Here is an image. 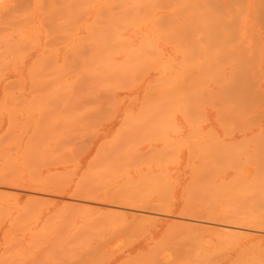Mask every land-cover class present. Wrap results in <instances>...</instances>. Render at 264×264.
I'll list each match as a JSON object with an SVG mask.
<instances>
[{
    "label": "rangeland",
    "instance_id": "374dc122",
    "mask_svg": "<svg viewBox=\"0 0 264 264\" xmlns=\"http://www.w3.org/2000/svg\"><path fill=\"white\" fill-rule=\"evenodd\" d=\"M5 0H3V2H4ZM10 1H14V0H10ZM8 2V1H5V3H4V7H3V2H2V0H0V9H1V7L2 8H5L6 10L4 11V10H0V14L1 13H3V12H6L7 11V5L6 4H8L9 6L8 7H12V5H13V7L14 6H18V7H14V8H11V9H8V10H13V9H15V11H20V9H19V5H20V7L22 6V4L23 3H21L22 1L21 0H15V3L16 4H18V5H16L14 2ZM2 2V3H1ZM7 2V3H6ZM15 4V5H14ZM6 5V6H5ZM94 8V7H93ZM92 7H88L87 8V15H86V13L85 14H83L84 16H81L77 21H81L82 22V18H83V20H85L86 22L85 23H87V21L89 22V24L87 25V24H80V23H78V22H76V24H75V26H73V28H72V26H71V23L72 22H70V19L68 18V17H65V19H63L64 21H65V23H63V20L61 21V28H59V27H57V28H59V30H57L56 29V26H54V27H52L51 28V30L52 31H49L50 29V27H49V25L47 24V22H46V20H45V22H44V25L42 26V28L40 29V31H39V29L38 30H35V31H30V32H28L27 33V36H26V39H28V41L26 40V43L24 44L25 45V47L23 46V51H22V53H20V54H13V53H11L10 55H9V63L7 64L8 66H6L7 67V69H1L0 70V102H5V104L1 107L0 106V111L2 110V112H0V117H2V118H0V122H1V124H0V137L1 136H3L4 138L2 139L3 141V144H4V142H5V144L8 142V139H9V142H11V144L12 143H14L15 144V146L13 147V145L11 146V144L9 145L8 143H7V145H9V146H7V145H5L4 144V146H5V149H8L7 151H9V152H11V153H9V156L11 157V159L13 158V159H15V161L14 162H18L17 164H16V167L17 168H19V172H20V169H21V174H22V176L24 177V182H25V184H26V186H25V184H24V187L25 188H18V189H20V190H18V189H15V188H13L12 190H10V189H6V188H3V187H1L0 188V200H4L3 202H1L0 201V205H2L1 206V208H0V212L2 213V215L0 216V222H1V225H0V264H89V260L91 261L90 262V264H132V262H133V260H134V262H133V264H138V263H136V261L137 260H139L140 262H142V264H145V262L147 263V262H149L151 259H150V257H149V259H148V261L146 260H144L145 262H143V260L142 259H144V256H146V258L145 259H147V255H150V254H148V251H149V253L151 252V251H153V254H155L156 252H155V250L157 251L159 248L158 247H163V245H161V243L163 244L164 243V245H165V247L167 248V254H166V251H164V250H166V248L164 247V248H160L158 251H157V255H158V253H159V255L157 256V255H153V254H151L152 255V260L151 261H153L152 263H149V264H155V262H154V259L155 260H158V262H160V263H158L157 261H156V264H168V263H170V264H182L183 263V260L185 261L186 259H188L189 260V262H188V260H187V262H186V264H188V263H193L194 261L193 260H196L195 258H196V256H197V262H194V264H264V230L261 232H259L258 230L257 231H248L249 233H251L252 232V234L248 237V239H247V237H244V238H239V241H237V240H235L236 238L238 239V236L236 237V235L240 232V231H244V233H246V231L245 230H241V229H237V230H234V231H232L231 229L232 228H226V227H224V225L223 224H221V223H213L212 222V220L210 221V220H204L205 218H203V217H201V216H193V215H189V214H185L184 212H183V214H182V212H181V210H182V207L184 206V191H183V189H185L186 188V183L188 182V184H189V181H190V172H191V166H193V164L192 163H194V164H196L197 162H198V160L196 159V157H197V155L196 154H198V147H199V145H197L196 144V142H197V140L198 139H200L199 138V136L200 135H203L202 134V130L203 131H207L208 129L210 130H212V132L214 131V132H219V133H221L222 132V128L221 127H219L218 126V124H217V122H216V115H215V111L213 110V109H210V108H207V110L205 109V111H203V117H202V114H201V117H200V119H198V117L196 118V116H193V117H189L188 115H187V108L185 109L184 107H186V106H184V105H186V97L185 98H183V97H181V96H185V84H184V86H183V84H180L181 82L182 83H184V77H183V75H184V67H183V57L184 56H182L183 55V46L182 45H178L177 47H176V44H175V46H174V44L172 45V46H170V45H168V43L166 44V42H161L160 43V50L158 49V51L159 52H157V53H154V51H156V50H154L153 49V51L151 52V51H145V52H147L146 54H143V56H139L138 58L139 59H130V60H128V59H126V54H125V52L124 51H122V52H120L119 53V50H118V48L119 47H115V49H117L118 50V54H120V55H117V54H112V56L113 55H115V56H113V59H114V62H112L113 61V59H112V61L110 60L111 58H112V56L111 57H108L109 56V54H108V47H107V45H106V43L105 42H103V41H105V39L103 38V37H105V36H103L104 35V32H103V29L101 28V25L99 24V22L97 21L98 19L101 21V19L100 18H98V16L96 17L95 16V14H94V9H92ZM2 11V12H1ZM14 11V10H13ZM86 16V17H85ZM94 16L96 17V19L94 20L93 18H94ZM99 17H101V16H99ZM69 20V23H67V19ZM92 21L94 22V24L92 25V26H89L90 25V22L92 23ZM97 22V23H96ZM63 23V24H62ZM79 24V26H80V28H79V26L77 27V25ZM67 24V25H66ZM63 25V26H62ZM65 25L66 26H69L68 28L67 27H65ZM72 25H74V24H72ZM86 25H87V31H86ZM58 26V25H57ZM95 28H94V27ZM100 26V27H99ZM0 27H1V29L3 28V26L2 25H0ZM74 27H77V31H76V29H74ZM92 29H91V28ZM97 27H99L100 29H98ZM45 28H46V30H45ZM55 28V29H54ZM62 29V30H61ZM75 31H74V30ZM92 31H91V30ZM98 29V30H97ZM3 30V29H2ZM1 30V31H2ZM101 32H100V31ZM46 31V32H45ZM53 31H54V33H53ZM49 32V33H48ZM71 32V33H70ZM93 32H94V34H93ZM99 32H100V35L98 36V34H99ZM31 33V34H30ZM45 33H48V35L47 34H45ZM52 33V34H51ZM67 33V34H66ZM3 34H4V36H3V38L2 39H5V38H7V40L6 41H10V40H12L13 39V37H15V35H14V33H11V32H9V31H5V32H3ZM29 34H30V36L32 37H30L29 36ZM51 34V35H50ZM58 34L59 35H62V36H58ZM64 34H66V35H64ZM73 34V35H72ZM103 34V35H102ZM56 35V36H55ZM69 35V36H68ZM92 35V36H91ZM93 35H94V37H93ZM97 36V38H96V36ZM9 36L12 38V39H9ZM51 36V37H50ZM69 38H68V37ZM71 36V37H70ZM80 36H82V37H80ZM91 36V37H90ZM46 37H48V38H46ZM87 37V38H86ZM89 37V38H88ZM101 37V38H100ZM36 38H37V42H36ZM51 38L53 39V40H51ZM84 38H85V40H84ZM92 38V39H91ZM1 39V40H2ZM46 39L48 40V41H46ZM56 39H58V40H56ZM68 39H69V41H68ZM91 39V40H90ZM50 40V41H49ZM78 40H80V41H78ZM84 40V41H83ZM86 40H87V42H88V44H86L87 42H86ZM89 40V41H88ZM96 40L98 41V42H96ZM4 41V40H3ZM2 41V44L4 43ZM57 41V42H56ZM68 41V42H67ZM92 41H93V44H92ZM100 41V42H99ZM30 42V43H29ZM64 42H66V43H64ZM74 42V43H73ZM90 42V43H89ZM96 42V43H95ZM6 43V42H5ZM37 43V44H36ZM46 43V44H45ZM85 43V44H84ZM102 43V44H101ZM170 43V42H169ZM47 44H49V45H47ZM60 44V45H59ZM62 44V45H61ZM97 44V45H96ZM171 44V43H170ZM27 45V46H26ZM46 47H45V46ZM83 45V46H82ZM85 45V46H84ZM105 45V46H104ZM73 46V47H72ZM103 46V47H102ZM48 47V48H47ZM51 47V48H50ZM70 47V48H69ZM73 49H72V48ZM74 47H75V49H74ZM182 47V48H181ZM91 48V49H90ZM141 48H143L144 49V47H141ZM178 48V49H177ZM46 49V51H47V53H46V51L44 52V50ZM68 49V50H67ZM70 49V50H69ZM89 50V52L87 51V50ZM176 49V50H175ZM182 49V50H181ZM26 50V51H25ZM76 50H77V52H76ZM121 50V49H120ZM132 50V49H131ZM134 50V49H133ZM136 50H137V48H136ZM138 50H139V48H138ZM180 50H181V52H180ZM49 51V52H48ZM75 51V52H74ZM135 51V50H134ZM141 51V50H140ZM142 51H144V50H142ZM161 51V52H160ZM176 51H178V52H176ZM84 53V55H83V53ZM102 52V53H101ZM107 52V53H106ZM137 52V51H136ZM25 53V54H24ZM67 53V54H66ZM70 53V54H69ZM72 53V54H71ZM74 53V54H73ZM76 53V54H75ZM82 53V54H81ZM91 53V54H90ZM93 53V54H92ZM116 53H117V51H116ZM140 52H137V54H139ZM13 54V55H12ZM55 54V55H54ZM66 54V55H65ZM105 54V55H104ZM106 54H108V56L106 55ZM162 54V55H161ZM14 56V57H12V56ZM18 55V56H17ZM42 55H44V58H43V56ZM45 55H48V56H46L45 57ZM53 57H52V56ZM68 55H70V56H68ZM91 55V56H90ZM152 55V57L150 58V56ZM157 55H159L161 58V60L159 61V57H156ZM64 56H66L65 57V59H64ZM71 56H73V57H71ZM89 56V57H88ZM101 58H100V57ZM108 59H106L105 57ZM147 58H146V57ZM47 57H49V58H47ZM53 59H52V58ZM83 57H84V59H83ZM97 57H98V60H97ZM155 57H156V59H155ZM171 57V58H170ZM76 58H79V59H76ZM103 58V59H102ZM105 58V59H104ZM173 58H174V60H173ZM12 59V60H11ZM17 59V60H16ZM20 59V60H19ZM38 59H40L39 60V62L37 61ZM44 59V60H43ZM100 59H102V61L100 60ZM127 61H130V62H128L127 64H126V60ZM157 59H158V61H157ZM43 60V61H42ZM50 60L52 61L51 63H50ZM69 60V61H68ZM76 60V61H75ZM89 60V61H88ZM94 60V61H93ZM135 60H138V61H135ZM146 60V61H145ZM151 62V63H155L156 61L157 62H160V63H155V64H151L149 61ZM151 60H153V61H151ZM156 60V61H155ZM35 61V65H33V63L32 62H34ZM55 61V62H54ZM65 61V62H64ZM66 61H67V63L68 64H70V65H68L67 63H66ZM92 61V62H91ZM98 61V62H97ZM100 61V62H99ZM122 61H124V62H122ZM134 61H135V63H134ZM139 61H140V63H139ZM172 61V62H171ZM183 61V62H182ZM12 62H14L15 64H13ZM81 62V63H80ZM85 62V63H84ZM103 63V65H101L102 63ZM110 64H109V63ZM117 62H119L118 64H117ZM146 62V63H145ZM164 62V63H163ZM167 62L168 63H170L169 64V66L168 65H164V64H167ZM37 63V64H36ZM53 63H56V65H55V67H53L54 66V64ZM66 63V64H65ZM73 63V64H72ZM79 63H80V65H79ZM91 63V64H90ZM95 63H97V64H95ZM98 63H100V64H98ZM113 63V64H112ZM124 63V64H123ZM133 63V64H132ZM23 64V65H22ZM48 64H50L49 66H48ZM61 64V65H60ZM64 64V65H63ZM116 66H115V65ZM131 64H132V66H131ZM137 64V65H136ZM147 64V65H146ZM149 64V65H148ZM159 64L160 65H162V66H159ZM40 67H39V66ZM97 65H100V66H98L97 67ZM106 65V66H105ZM111 65V66H110ZM128 67H127V66ZM141 65V66H140ZM153 65H154V67H153ZM163 65L164 66H167V67H164L163 68ZM170 65H171V67H170ZM37 67V69L35 70V68H32V67ZM60 66V67H59ZM75 66V67H74ZM77 66V67H76ZM80 66V67H79ZM94 66V67H93ZM96 66V67H95ZM109 66V67H108ZM115 67V69H114V67ZM123 66V69H121V67ZM128 68V71H126V68ZM140 66V67H139ZM149 66V67H148ZM9 67V68H8ZM48 67V68H47ZM71 68L72 67V69H69V68ZM82 67H84V68H82ZM90 67V68H89ZM91 67H93V68H91ZM113 67V68H112ZM117 67H118V69H120V70H122V71H119L118 69H117ZM120 67V68H119ZM130 67V68H129ZM152 67V68H151ZM15 68V69H14ZM32 68V69H31ZM59 68V69H58ZM63 70H62V69ZM76 68V69H75ZM78 68H80V69H78ZM103 68V69H102ZM108 68H109V70H108ZM131 68H132V70H131ZM137 68V69H136ZM139 68V69H138ZM152 70H151V69ZM173 68V69H172ZM29 69H30V72H29ZM39 69V70H38ZM41 69V70H40ZM48 69V70H47ZM56 69V70H55ZM58 69V70H57ZM85 69V70H84ZM100 69H102V71L100 70ZM110 69H113V70H110ZM164 69V70H163ZM169 71H168V70ZM17 70V71H16ZM31 70H33V71H31ZM51 70V71H50ZM79 70V71H78ZM96 70H99V71H96ZM131 70V71H130ZM134 70V71H133ZM148 70V71H147ZM167 70V71H166ZM57 71V72H56ZM63 71V72H62ZM87 73H86V72ZM112 71V72H111ZM33 72L35 73V75L33 74ZM55 72H56V75H54L55 74ZM61 72V73H60ZM67 72V73H66ZM76 72V73H75ZM85 74H84V73ZM92 74H90V73ZM128 72V73H127ZM147 72V73H146ZM166 72V73H165ZM43 73V74H42ZM64 73H65V75H64ZM71 73H73V74H71ZM75 73V74H74ZM80 73V74H79ZM81 73H82V75H81ZM99 73V74H98ZM106 73V74H105ZM114 73L115 75H112V74ZM129 73H131V76H130V74ZM134 73V74H133ZM29 74H30V76H29ZM67 74H68V76H67ZM70 74L72 75V76H70ZM79 74V75H78ZM84 74V75H83ZM108 74V75H107ZM110 74V75H109ZM125 74V76H123ZM129 74V75H128ZM176 74V75H175ZM178 74V75H177ZM59 75V76H58ZM86 75V76H85ZM97 75V76H96ZM119 75V76H118ZM127 75V76H126ZM133 75H135V76H133ZM137 75V76H136ZM140 75V76H139ZM168 75H169V77H168ZM179 75H182V76H179ZM49 78V80H48V78ZM49 76H51V77H49ZM68 78H67V77ZM94 76V77H93ZM109 76V77H108ZM113 76V77H112ZM133 76V77H132ZM140 78H139V77ZM142 76V77H141ZM34 77V78H33ZM40 77V78H39ZM44 77H45V79H44ZM80 77V78H79ZM87 77V78H86ZM115 77H117V78H115ZM126 77H128V78H126ZM135 77V78H134ZM165 77V78H164ZM169 79H168V78ZM175 77L177 78V79H175ZM33 78V79H35V81L37 82H35L34 80H32L31 81V79ZM39 78V79H38ZM47 78V79H46ZM67 80H66V79ZM84 78V79H83ZM89 78L91 79V80H89ZM114 78V79H113ZM126 79V80H128L129 78V81H126V80H124V79ZM141 78L143 79L142 81H140L141 80ZM162 78V79H161ZM55 79V80H54ZM80 79H82V80H80ZM95 79V80H94ZM120 79V80H119ZM135 79V80H134ZM158 79H160L159 81H161V83H159V81H158ZM167 79V80H166ZM171 79V80H170ZM173 79V80H172ZM61 80V81H60ZM75 80V81H74ZM113 80H114V82H113ZM131 80H133V82L131 81ZM182 80V81H181ZM263 80H264V78H263ZM12 82V83H10V84H8L7 82ZM46 81H48V82H46ZM53 81V82H52ZM63 81V82H62ZM72 81V82H71ZM76 81H78V82H76ZM86 81V82H85ZM88 81V82H87ZM116 81H117V84H116ZM132 83H131V82ZM135 81V82H134ZM154 81V82H153ZM164 81H165V83H164ZM181 81V82H180ZM14 82V83H13ZM16 82V83H15ZM18 82H19V84H18ZM50 82H52V84L50 83ZM57 82V83H56ZM60 82H61V84H60ZM81 82V83H80ZM98 82V83H97ZM105 82V84H103ZM123 82V83H122ZM149 82L151 83V82H153L152 84H149ZM168 82V83H167ZM50 83V84H49ZM56 83V84H55ZM64 83V84H63ZM72 83V85H70V84ZM75 83H77V84H75ZM85 83V84H84ZM91 83H93V84H91ZM96 83V84H95ZM108 83V84H107ZM128 83H130V84H128ZM155 83H157V84H155ZM179 83V84H178ZM7 84V85H6ZM34 84V86H32V85ZM37 84V85H36ZM40 84V85H39ZM44 84V85H43ZM58 84H60V85H58ZM67 84H69V85H67ZM115 84V85H114ZM123 84V86H121ZM127 84V85H126ZM134 84V85H133ZM154 84V85H153ZM160 84H162V86L160 85ZM165 84H167V85H165ZM13 85V87H11ZM20 85V86H19ZM45 85H46V87H45ZM63 85H65V86H63ZM67 85V86H66ZM84 85V86H83ZM89 85V86H88ZM93 85V86H92ZM108 85V86H107ZM118 89H116V88H113V89H111L112 87H114V86ZM130 87H129V86ZM157 85H160L159 87H157ZM163 85H165V87H163ZM174 85H179V87H175ZM6 86V87H5ZM41 86H43L42 87V89H41ZM58 86H59V88H58ZM71 86H72V89H71ZM83 86V87H82ZM98 86V87H97ZM100 86V87H99ZM104 86V87H103ZM111 86V87H110ZM120 86V87H119ZM157 87V89H156V87ZM182 86V87H181ZM263 86H264V81H263ZM5 87V88H4ZM11 87V88H10ZM21 89H19V88ZM32 87V89L33 90H31L30 88ZM39 87V88H38ZM53 87V88H52ZM60 87H62V88H60ZM64 87V88H63ZM66 87V88H65ZM78 87V88H77ZM90 87V88H89ZM106 87V88H105ZM123 89H122V88ZM125 87L126 88H128V89H126L125 90ZM153 87V89H149V88H152ZM154 87H155V89H154ZM162 87V88H161ZM6 88H8L7 90H8V92H7V90H6ZM10 88V89H9ZM12 88H13V90H12ZM50 88V89H49ZM57 88H58V90H57ZM67 88H69V89H67ZM108 88L110 89V90H108ZM40 89V90H39ZM53 89H55V92H54V90ZM65 89V90H64ZM67 89V90H66ZM95 89V90H94ZM149 89V90H148ZM171 89V90H170ZM3 90H6V95L4 96V91ZM15 90V91H14ZM19 90V91H18ZM30 90L31 91H33V92H30ZM61 90L63 91V93L61 92ZM73 92H72V91ZM94 90V91H93ZM98 91V92H96L95 93V91ZM107 92H106V91ZM112 90V93L110 92ZM147 90H148V93H150V92H152L151 94H150V96H149V94L147 95V97H144V93H146L147 92ZM168 90V91H167ZM177 90V91H176ZM180 90V91H179ZM10 91H11V93H10ZM21 91H22V93H21ZM39 91V92H38ZM41 91H44L43 93L41 92ZM66 91V92H65ZM75 91V92H74ZM93 91V92H92ZM146 91V92H145ZM155 91V92H154ZM156 91H157V93H156ZM164 93H163V92ZM166 91H167V93H166ZM175 91V92H174ZM184 92V94L182 93V92ZM30 92V93H29ZM35 92V93H34ZM86 92V93H85ZM88 92V93H87ZM160 92V93H159ZM170 92H171V94H170ZM182 93V95H181V93ZM12 93H14L13 95L14 96H12ZM43 95H42V94ZM68 93V94H67ZM71 93H73V94H71ZM159 93V94H158ZM163 93V94H162ZM174 93V94H173ZM9 94H10V97H8L9 96ZM23 94V95H22ZM32 94H34V95H32ZM41 94V95H40ZM67 94V95H66ZM83 94V95H82ZM94 94V95H93ZM175 94H176V96H175ZM21 95V96H20ZM57 95V96H56ZM61 95H63V96H61ZM66 95V96H65ZM75 95V96H74ZM79 95V96H78ZM86 95V96H85ZM90 95H92V96H90ZM145 95V96H146ZM156 95H158V97L157 98H155L156 97ZM159 95H160V98H159ZM165 95V96H164ZM179 95H180V97H179ZM70 96H72L71 98H70ZM87 96H89V97H87ZM95 96V97H94ZM97 96V97H96ZM99 96V97H98ZM101 96V97H100ZM111 96H112V98L113 99H116L115 101H116V103H115V101L113 100V99H111ZM162 96V97H161ZM166 96H167V99H169V100H167L166 99ZM173 96H175L174 98H175V100H172V97ZM5 97V98H4ZM16 99H15V98ZM21 97H23V98H21ZM34 97V98H33ZM43 97V99H41ZM45 97V98H44ZM68 97V98H67ZM82 97H86L85 99L83 98L82 100H81V98ZM93 97V98H92ZM110 97V98H109ZM123 97H124V99H123ZM132 97H136L135 98V102H132V100L134 99V98H132ZM149 97V98H148ZM151 97H153V98H151ZM164 97H165V99H164ZM169 97V98H168ZM179 98L178 100H177V98ZM47 98V99H46ZM66 98V99H65ZM75 98H78V99H75ZM80 98V99H79ZM92 98V99H91ZM102 98V99H101ZM132 98V99H131ZM155 98V99H154ZM173 98V99H174ZM182 98V99H181ZM4 99H5V101H4ZM18 99V100H17ZM23 99V100H22ZM46 99V100H45ZM90 99V100H89ZM98 99H99V101H98ZM123 99V100H122ZM149 99V100H148ZM161 99H163V100H161ZM185 99V100H184ZM2 100V101H1ZM7 100V101H6ZM52 100V101H51ZM73 100V101H72ZM87 100V101H86ZM94 100V101H93ZM110 100H112V102L114 103H112ZM131 100V101H130ZM151 100V101H150ZM155 100H157L158 101V103H157V101H155ZM181 100V101H180ZM184 100V101H183ZM62 101H64L63 103H62ZM66 101V102H65ZM75 101H76V103H75ZM80 101V102H79ZM89 101V102H88ZM147 101V102H146ZM151 103H150V102ZM153 101V102H152ZM165 103H164V102ZM168 101V102H167ZM172 101V102H171ZM180 101V102H179ZM7 102H9V105H8V103ZM15 102V103H14ZM21 102V103H20ZM36 102L38 103L37 105H36ZM46 102V103H45ZM68 102V103H67ZM73 102V103H72ZM77 102H78V104H77ZM98 102H99V105L96 107V105L98 104ZM106 102V103H105ZM128 102H130L131 103V105H130V103L128 104ZM157 104H156V103ZM162 102V103H161ZM176 102V103H175ZM178 102H179V104H178ZM184 103L183 105L181 104V103ZM22 106V107H20L19 106V104ZM26 103V104H25ZM67 105H66V104ZM89 103V104H88ZM92 103H93V105L94 104H96L95 105V107L96 108H94V106L92 105ZM100 103H102V104H100ZM108 103V104H107ZM112 103V104H111ZM133 103V104H132ZM142 103H144V105L142 106ZM155 103V104H154ZM174 103H175V105H174ZM2 103H0V105H1ZM23 104H25V105H23ZM35 104V105H34ZM63 104V105H62ZM79 104H83V105H79ZM151 104H152V106H151ZM164 104H165V108L163 107L164 106ZM169 106H167V105ZM172 104H173V106H172ZM181 104V105H180ZM18 105V106H17ZM28 105H29V107H28ZM30 105H32V106H30ZM54 105V106H53ZM88 107H87V106ZM178 105V106H177ZM181 107H180V106ZM13 106V107H12ZM34 106V107H33ZM36 106V107H35ZM71 106V107H70ZM82 106H84V108L82 107ZM92 106V109L90 108ZM113 106V107H112ZM131 106V108H129ZM144 107V109H142V107ZM148 106V107H147ZM150 106V107H149ZM157 106H158V108H157ZM182 106H184V107H182ZM7 107H8V111L11 113L10 115L7 113ZM9 107H11V108H16L14 111H13V109H11V108H9ZM28 109H27V108ZM54 107V108H53ZM59 107H61V108H59ZM68 107V108H67ZM73 107V108H72ZM75 107V108H74ZM87 107V108H86ZM112 108V110H111V108ZM127 107H128V109H129V111L127 110ZM153 107V108H152ZM160 107H161V109H160ZM167 107L170 109V110H168L167 109ZM171 107V108H170ZM182 108V109H180V108ZM5 108V109H4ZM22 108V110H20ZM37 108V109H36ZM44 108V109H43ZM50 108V109H49ZM86 108V109H85ZM91 110H90V109ZM98 108V109H97ZM104 108V109H103ZM154 108H155V110H154ZM157 108V109H156ZM177 108V109H176ZM10 109V110H9ZM19 109V110H18ZM24 109H27V110H24ZM40 109V110H39ZM63 109V110H62ZM67 109V110H66ZM73 109H75V110H73ZM80 110V111H78V110ZM85 109V110H84ZM87 109H89V110H87ZM96 109V110H95ZM145 109H147V110H145ZM150 109V110H149ZM174 109V110H173ZM4 110V111H3ZM18 110V111H17ZM28 110H30V113H29V111ZM46 110V111H45ZM69 110V111H68ZM73 110V111H72ZM85 111V112H82V111ZM92 110L94 111L93 113H92ZM101 110H103V111H101ZM145 110V111H144ZM159 110V111H158ZM168 112H167V111ZM172 110V111H171ZM176 110H178V112L176 111ZM181 110H183V111H181ZM12 111V112H11ZM27 111V112H26ZM57 111V112H56ZM96 111V112H95ZM131 111V112H130ZM147 111V112H146ZM162 111V112H161ZM208 111V112H207ZM18 112V113H17ZM31 112H34L33 114H31ZM56 112V113H55ZM100 112V113H99ZM103 112V113H102ZM127 112H129V114L127 113ZM138 112H139V114H138ZM145 112V113H144ZM148 112H151V114H146V113H148ZM181 112H182V114H181ZM60 113V114H59ZM63 113V114H62ZM68 113H69V115H68ZM77 113H79V115L77 114ZM80 113H81V115H80ZM89 113V114H88ZM97 113V114H96ZM111 115V117H109V114ZM125 113H127V114H125ZM155 113V114H154ZM170 113V114H169ZM14 114V115H13ZM39 114H40V116H39ZM141 114H143L142 116H141ZM146 114V115H145ZM8 115H9V118H8ZM14 117V118H16V119H14L12 116ZM31 115V116H30ZM86 115V116H85ZM90 115V116H89ZM101 115V116H100ZM133 115H138V116H136V117H138V119L135 117V116H133ZM146 117H145V116ZM157 115V116H156ZM160 115V116H159ZM210 115V116H209ZM29 116V117H28ZM49 116V117H48ZM68 116H70V117H68ZM81 116V117H80ZM99 116V117H98ZM150 116V117H149ZM184 116V117H183ZM206 116V117H205ZM10 117H12L13 119H14V121L12 120V118H10ZM27 117V118H26ZM52 117V118H51ZM64 117V118H63ZM78 117V118H77ZM109 117V118H108ZM133 119H132V118ZM143 117V118H142ZM167 117L168 118H170V119H167ZM39 118V119H38ZM56 118H58V119H56ZM101 118V119H100ZM108 118V119H107ZM127 118H129V119H127ZM147 118H152V119H147ZM153 118L155 119V121L153 120ZM161 118V119H160ZM185 118V119H184ZM202 118V119H201ZM204 118H208L207 120L205 119L204 121H202ZM26 119V120H25ZM32 119V120H31ZM50 119H51V122H52V120H54L53 122H55V123H51L50 122ZM66 119V121H64ZM72 119V120H71ZM88 119H89V121H88ZM98 119L100 120L99 122H98ZM124 119H125V121H124ZM140 119H141V122H140ZM193 119V120H192ZM12 122H11V121ZM30 120V121H29ZM69 120V121H68ZM77 120V121H76ZM81 120V121H80ZM87 120V121H86ZM98 122H96V121ZM129 120V121H128ZM133 120V121H132ZM149 120V121H148ZM153 120V121H152ZM162 121V123L164 124V126H163V124L161 123L160 124V122ZM187 120H189L188 122H192L191 123V125L193 124V121H194V123H195V125H193V126H191L189 123H186L187 122ZM196 120H198L197 122L200 124V126H202V130H201V133H198V131H195L197 128H196V125L198 124L197 122H196ZM199 120H201L200 122H199ZM23 121V122H22ZM39 123H38V122ZM84 121V122H83ZM128 121V122H127ZM157 121V122H156ZM159 121V122H158ZM208 121V122H207ZM25 122V123H24ZM61 122H62V124H61ZM71 122H73V123H71ZM75 122V123H74ZM83 122V123H82ZM123 122V123H122ZM125 122V123H124ZM133 122H135V123H133ZM142 123L141 125H142V127L140 126V123ZM144 122H146L145 124H144ZM169 122H171V123H169ZM202 122H204V123H202ZM206 122V123H205ZM11 123H12V125H11ZM18 123V124H17ZM24 123V124H23ZM59 123V124H58ZM69 123H71V124H69ZM92 125H90V124ZM159 123V124H158ZM169 123V124H168ZM202 123V124H201ZM10 124V125H9ZM84 126H83V125ZM124 124H126L125 126H124ZM130 124H131V126H130ZM151 124V125H150ZM157 124H158V126H157ZM199 124L197 125V127H199ZM19 125H23V127H21V126H19ZM51 125H53V127H51ZM59 125H60V127H59ZM85 125H87V127L85 126ZM149 125H150V127H149ZM156 127H155V126ZM161 125V126H160ZM11 126H13V127H11ZM20 127L21 129L20 130H22L21 132V134H23V133H25V134H23V135H21L20 134V130H16V129H19L18 127ZM38 126V127H37ZM50 126V127H49ZM61 126H62V128H61ZM68 126V127H67ZM88 126H90V128L88 127ZM128 126V127H127ZM132 126L134 127V128H132ZM145 126H147V127H145ZM152 126V127H151ZM160 126V127H159ZM164 127V128H161V127ZM10 129H8V128ZM15 127V128H14ZM47 127H49V128H47ZM70 127H72V128H70ZM75 127V128H74ZM83 127H85V128H83ZM125 127V128H124ZM137 127V129H135ZM143 127H144V129H143ZM154 127H155V129H154ZM157 127H159V128H157ZM169 127V128H168ZM23 128V129H22ZM59 128V129H58ZM78 128V129H77ZM82 128L84 129L83 131H82ZM127 128V129H126ZM132 128V129H131ZM138 128H140V130L138 129ZM148 128V129H147ZM157 128V129H156ZM193 128V129H192ZM196 128V129H195ZM200 128V127H199ZM8 129V130H7ZM14 129V130H13ZM42 129H43V131H42ZM49 129V130H48ZM52 129V130H51ZM54 129V130H53ZM59 131H58V130ZM70 129H71V131H70ZM133 130L134 132H132L131 130ZM135 129V130H134ZM147 130V132H146V130ZM150 129V130H149ZM153 131H152V130ZM160 129H161V131H160ZM175 129V130H174ZM201 129V128H200ZM234 129H236V128H234ZM233 129V133H232V136L230 135V133H229V135L228 136H230V137H226V138H229V139H232V140H236V141H238V142H241L242 140V138H243V136L245 137V133H244V131L241 133V132H239V131H235ZM24 130V131H23ZM33 130H34V132H33ZM139 130V132H137V131ZM145 131V133L143 132V131ZM157 130V131H156ZM165 130V131H164ZM170 130V131H169ZM174 130V131H173ZM208 130V131H209ZM240 130V129H239ZM8 131H10L9 133H8ZM37 131V132H36ZM49 131V132H48ZM58 131V132H57ZM124 131V132H123ZM163 131V132H162ZM193 131V132H192ZM241 131V130H240ZM8 134V136L6 135V133ZM46 132V133H45ZM51 132V133H50ZM62 132H63V134H62ZM70 132V133H69ZM72 132H74V136H73V133ZM131 132V133H130ZM169 132V133H168ZM175 134H174V133ZM190 132H191V134H190ZM194 132H197V135H196V139H195V134H194ZM200 132V131H199ZM35 133V134H34ZM42 133H45V134H47L46 136L44 135V134H42ZM55 133V134H54ZM72 133V134H71ZM119 133V134H118ZM155 133V134H154ZM189 133V134H188ZM11 134H13L14 135V137H13V135L11 136ZM58 134H59V136H58ZM66 134H67V136H66ZM90 136H89V135ZM137 136H136V135ZM165 134V135H164ZM213 134L214 133H210V134H207V135H205V137L207 138V137H209L210 138V136H213ZM5 135V136H4ZM39 135V136H38ZM54 135V136H53ZM62 135H63V137H62ZM81 135V137H79ZM86 135V136H85ZM141 135V137H138V136H140ZM143 135V136H142ZM163 135V136H162ZM249 135V134H248ZM37 136H38V138H37ZM78 138H77V137ZM93 136V137H92ZM116 136V137H115ZM122 136H123V138L125 137V139H123L122 138ZM127 136V137H126ZM186 138H185V137ZM190 138H189V137ZM226 136V135H225ZM234 136V137H233ZM11 137V138H10ZM15 137H17V139L15 138ZM19 137V138H18ZM21 137V138H20ZM29 137V138H28ZM33 137V138H32ZM40 137V138H39ZM44 137V138H43ZM184 137V138H183ZM193 138V140H192V138ZM247 137V136H246ZM14 138V139H13ZM46 138V139H45ZM70 138V139H69ZM130 138V139H129ZM135 138H136V140H135ZM166 140H165V139ZM6 139V141H4ZM22 139V140H21ZM92 139V140H91ZM162 139H164V140H162ZM185 139H186V141H185ZM191 139V140H190ZM195 139V140H194ZM26 140H27V143L25 144V142H26ZM55 140V141H54ZM58 140V141H57ZM132 140V141H131ZM174 140H175V142H174ZM187 140H188V142H187ZM203 140H205V141H208V139H205V138H203ZM42 141V142H41ZM50 141V142H49ZM67 141V142H66ZM105 141V142H104ZM119 141V142H118ZM127 141V142H126ZM141 141V142H140ZM153 141V142H152ZM157 141V142H156ZM178 141V142H177ZM179 141H180V144H179ZM186 143L187 142V144H185L184 142ZM193 141H196L195 142V145L196 146H194L193 144H194V142ZM79 142V143H78ZM88 142V143H87ZM106 142H108V143H106ZM116 142H118V143H116ZM134 142V143H133ZM144 142V143H143ZM165 142V143H164ZM174 142V143H173ZM182 142V143H181ZM199 142V141H198ZM204 142V141H203ZM209 142V141H208ZM212 142V141H211ZM210 142V143H211ZM46 143H48V144H46ZM81 143V144H80ZM103 143V144H102ZM104 143H105V145H104ZM115 143V144H114ZM122 143V144H121ZM169 143V144H168ZM201 143V142H200ZM207 143V142H206ZM102 144V145H101ZM108 144V145H107ZM119 144V145H118ZM128 144V145H127ZM130 144H132V145H130ZM166 144V145H165ZM177 144V145H176ZM208 144V143H207ZM25 145H27V146H25ZM36 145V146H35ZM42 145V146H41ZM46 147H45V146ZM80 145V146H79ZM84 145V146H83ZM102 147H101V146ZM137 145V146H136ZM169 145V146H168ZM212 145V144H211ZM17 146H19V147H17ZM25 146V147H24ZM31 146V147H30ZM38 146V147H37ZM49 146V147H48ZM53 146H54V148H53ZM63 146H65V147H67V148H64ZM72 146V147H71ZM127 146V147H126ZM131 146H132V148L134 149V147H135V149L133 150H131ZM140 146V147H139ZM165 146V147H164ZM183 146V147H182ZM192 146H193V149L191 150L190 148H192ZM81 147V149H79ZM99 147V148H98ZM105 147V148H104ZM122 147V148H121ZM130 147V148H129ZM175 147H177V148H175ZM194 147H196L197 149H195L194 150ZM11 148H12V150H11ZM25 148V149H24ZM27 148V149H26ZM32 148H33V150H32ZM39 148V149H38ZM48 150H47V149ZM64 148V149H63ZM72 148V149H71ZM78 148V149H77ZM97 148L99 149V150H97ZM109 148V149H108ZM164 148V149H163ZM173 148V149H172ZM65 149H66V153H65ZM68 149V150H67ZM86 149V150H85ZM107 149V150H106ZM127 149H130L129 150V153H128V150ZM150 149V150H149ZM172 150V151H170V150ZM176 149V150H175ZM188 149L189 150H191L192 151V153H191V151H188ZM11 150V151H10ZM24 150V151H23ZM31 150V151H30ZM38 150V151H37ZM40 150V151H39ZM50 150V151H49ZM64 150V151H63ZM71 150H72V152H71ZM101 150V151H100ZM105 150V151H104ZM116 150V151H115ZM125 150V151H124ZM15 151V152H14ZM17 151V152H16ZM23 151V152H22ZM29 151V152H28ZM97 151V152H96ZM99 151H100V153H99ZM102 151H104L105 153H103ZM106 151L108 152V153H106ZM126 151H127V154H126ZM131 151H133V152H131ZM138 153H137V152ZM153 151V152H152ZM165 151V152H164ZM174 151V152H173ZM40 152V153H39ZM50 152V153H49ZM118 154H117V153ZM120 152V153H119ZM122 152H125V155L123 156V153ZM136 152V153H135ZM149 154H152V155H148V153ZM171 152V153H170ZM176 152V153H175ZM189 152L191 153V155L189 154ZM8 153V152H7ZM36 153H37V155H36ZM47 153V154H46ZM56 153V154H55ZM68 153V156L66 155ZM78 153V154H77ZM95 153H96V155H95ZM122 153V154H121ZM168 153V154H167ZM175 153V154H174ZM25 156V158H24V156ZM54 154L56 155V156H54ZM99 156H98V155ZM100 154H102V155H100ZM116 154L118 155V156H116ZM129 154H131V155H129ZM135 154V155H134ZM139 154V155H138ZM167 154V155H166ZM190 155V158H188L189 157V155ZM38 155H41V156H39V158H38ZM63 155V156H62ZM122 155V156H121ZM169 155V156H168ZM175 157H174V156ZM22 156H23V158H22ZM44 156V157H43ZM58 156V157H57ZM72 157V159H71V157ZM76 156V157H75ZM101 156V157H100ZM120 156V157H119ZM135 156H139L138 158H139V160H137L138 158H136ZM145 156V157H144ZM160 156H162V157H160ZM178 156V157H177ZM64 157V158H63ZM79 157V158H78ZM104 157V158H103ZM105 157H107V158H105ZM113 157V158H112ZM128 157V158H127ZM129 157H131L130 159H129ZM142 157V158H141ZM149 157H150V159H149ZM153 157V158H152ZM171 157H172V160H170L171 159ZM76 158H78V159H76ZM92 158V159H91ZM95 158V159H94ZM134 158H135V160H137V161H135L134 160ZM145 158V159H144ZM164 158V159H163ZM168 158V159H167ZM174 158H175V160H174ZM44 159V160H43ZM75 159V160H74ZM99 159V160H98ZM108 159V160H107ZM113 159V160H112ZM120 159V160H119ZM129 159V160H128ZM142 159V160H141ZM151 159H153V160H151ZM178 159V162H176V160ZM190 159V160H189ZM22 160V161H21ZM26 160V161H25ZM29 162H28V161ZM41 160H42V162H41ZM96 160H97V162H96ZM106 160V161H105ZM117 160V161H116ZM134 160V161H133ZM156 160V161H155ZM168 160V161H167ZM194 160V161H193ZM196 160V161H195ZM69 161V162H68ZM90 161V162H89ZM94 161V162H93ZM140 161V162H139ZM162 161H163V163H162ZM165 161V162H164ZM171 163H170V162ZM190 161V162H189ZM14 162H13V164H14ZM37 162H38V165H37ZM66 162V163H65ZM104 162L106 163V164H104ZM130 162V163H129ZM138 162V163H137ZM153 162H155V163H153ZM161 162V163H160ZM190 164H189V163ZM51 163V164H50ZM95 165H94V164ZM109 163V164H108ZM112 163V164H111ZM115 163V164H114ZM150 163H151V165H150ZM158 163V164H157ZM19 164V165H18ZM31 166H30V165ZM50 164V165H49ZM99 164V165H98ZM102 164H104V165H102ZM115 166H114V165ZM118 164V165H117ZM121 164V165H120ZM136 166H135V165ZM146 164V165H145ZM165 164V165H164ZM166 164H168V165H166ZM28 165V166H27ZM40 165V166H39ZM47 165V166H46ZM49 165V166H48ZM92 165V166H91ZM94 165V166H93ZM100 165H102V166H100ZM116 165L118 166V167H116ZM126 165H127V167H126ZM137 165H139V168H138V166ZM150 165V166H149ZM24 166V167H23ZM34 166V167H33ZM36 166V167H35ZM46 166V167H45ZM109 166V167H108ZM122 166H124V167H126V168H124V167H122ZM129 166H132V167H129ZM133 166H135V167H133ZM159 166V167H158ZM164 166V168H162ZM188 166V167H187ZM31 167V168H30ZM45 167V168H44ZM93 167H95V168H93ZM101 167V168H100ZM112 167V168H111ZM30 169L31 171H29V170H27V169ZM33 168V169H32ZM42 168V169H41ZM94 170H98L97 171V174H96V171L94 170V172L92 171V169ZM101 169V171H100V169ZM114 168V169H113ZM127 168H128V170H127ZM136 168V169H135ZM89 169H91L90 171H91V173H90V171L89 172H87ZM116 169H117V171H116ZM125 169V170H124ZM147 169H150V170H147ZM118 170H120V171H118ZM24 171V172H23ZM39 171V172H38ZM123 171V172H122ZM163 171V172H162ZM167 171V172H166ZM32 172H34V173H36V174H38L39 175V179H37V176L38 175H36V174H34V173H32ZM38 172V173H37ZM67 172H70V173H73V174H70V173H67ZM169 172V173H168ZM30 173V174H29ZM51 173V174H50ZM61 173H62V175H61ZM65 173V174H64ZM82 173H83V175H82ZM85 173H88V175H90V178H89V176L87 175L86 176V174ZM90 173V174H89ZM107 173L109 174V175H107ZM117 173L119 174V175H117ZM122 173H124V176L122 175ZM128 173V174H127ZM148 173L150 174V175H148ZM162 173H166V174H162ZM167 173H168V176H167ZM226 174H224L223 176H229V175H231V173H232V170L230 169L229 171H227V172H225ZM48 174V175H47ZM49 174H50V176H49ZM58 174H60V175H58ZM63 174H64V176H63ZM68 174H70V176L71 175H73V176H71L72 177V180H71V177L68 175ZM113 174H116V175H113ZM120 174L122 175V178H121V176H120ZM140 174H142L141 176H140ZM189 174V175H188ZM45 175H47V177L45 176ZM52 175H54L55 177H53ZM82 175V176H81ZM93 175V176H92ZM103 175V176H102ZM126 175H128V176H126ZM132 175V176H131ZM152 175L154 176L153 178H152ZM169 175H170V177H171V179H170V177H169ZM34 176V177H33ZM84 176V177H83ZM95 176H100V177H98L99 179H97V177L96 178H94ZM121 178H119V177ZM158 176H159V178H161V179H159L158 178ZM164 176H166V177H164ZM31 177H33V178H31ZM44 177V179H42ZM102 177V178H101ZM108 177V178H107ZM133 177V180H134V182H133V180L131 179ZM140 177V178H139ZM151 177V178H150ZM157 177V178H156ZM164 177V178H163ZM57 178H58V181H57ZM65 178H66V180H65ZM81 178V179H80ZM92 178V179H91ZM106 178V179H105ZM119 178V179H118ZM128 178H130V180L128 179ZM163 178V179H162ZM53 181H55V182H52V180ZM80 179V181H78ZM89 179H91V181H88ZM109 179H113V180H115L114 182H112L111 180H109ZM127 179V180H126ZM140 181H139V180ZM142 179V180H141ZM147 179V180H146ZM150 180V182H149V180ZM158 179V180H157ZM36 180H40L39 181V183L40 182H42V184H38V181H36ZM84 180V181H83ZM103 180H104V182H103ZM125 180V181H124ZM130 182H129V181ZM151 180H152V184H151ZM162 180V181H161ZM170 180H172V181H170ZM189 180V181H188ZM45 181H46V183H45ZM61 181H62V183H61ZM64 181V182H63ZM67 181H68V183H67ZM69 181H70V183H69ZM82 181H83V183H82ZM88 181V182H87ZM107 181V182H106ZM142 181H143V183H142ZM145 181H147V182H145ZM154 181V182H153ZM158 181H159V183H158ZM164 181V182H163ZM44 182V183H43ZM60 184H59V183ZM77 182H78V184H77ZM107 184H106V183ZM124 182V183H123ZM126 182H129V183H127L128 185H129V187H130V185H131V187L130 188H128V185L127 184H125ZM149 182V183H148ZM162 182V183H161ZM33 183H36V184H38L39 185V187L40 188H48L47 186H49V188H55V185H56V187L58 188L59 187V189H61L60 191H56V193H53L54 195H52L51 193H48V194H46V193H38V191H35L36 193H34L33 192V187H38V185L36 186V184H33ZM56 183V184H55ZM57 183H58V185H57ZM81 183V184H80ZM110 185H109V184ZM116 184L115 185V187H113L114 186V184ZM123 183V184H122ZM131 183H134V191L133 190H131V189H133V186H132V184ZM147 185H146V184ZM166 183V184H165ZM171 183V184H170ZM43 184H45V185H43ZM92 184H93V186H94V184H95V186L93 187L92 186ZM103 185V186H101V185ZM106 184V185H105ZM113 186H112V185ZM120 186H119V185ZM136 184V185H135ZM140 184V185H139ZM143 184V185H142ZM149 184V185H148ZM163 184V185H162ZM164 184H165V186H164ZM30 185V186H29ZM54 185V186H53ZM64 185H66V186H64ZM69 185V186H68ZM100 185V186H99ZM152 185V186H151ZM157 185V186H156ZM160 185H162V186H160ZM52 186V187H51ZM68 186V187H67ZM90 186H91V188H90ZM108 186V187H107ZM111 186H112V188H114L113 189V191H112V188H111ZM139 186V187H138ZM142 186H145V187H143L142 188ZM166 187V188H164V187ZM27 187V188H26ZM66 187V191H65V189H63V188H65ZM88 188V189H90V190H92L93 192H95V191H97L98 190V192L100 191H103V193H109V192H115L116 191V188L117 187H119V188H117V191L115 192V193H119V192H121V193H125V192H123V191H125V189H126V193L125 194H127V195H129V196H126L125 194L123 195V194H121V195H123V196H125L126 198L124 199H122L121 201L119 200V202H113V204H111L112 203V201H111V198H109V199H105V201H103V203L101 202H99V201H92V204H90L91 202L89 201H86V199L85 200H82L83 198H79V196L80 197H82V193L80 192H78L77 190H76V188ZM96 187L97 188H99V187H101V189H96ZM126 187V188H125ZM162 187L164 188L162 191H167V188H175V192H174V196L175 197H173L174 199H176V200H173V203H172V205H171V203L170 202H172L171 200H170V198H166L167 197V195H169V197H170V189H169V191L167 192V194L166 195H164L165 194V192L163 193L162 191H160V192H158L159 193V197L161 198V197H164V199H166V200H164L163 198H161L160 200L161 201H159V204L161 205V203L163 204V206L164 207H169V208H171V207H173L172 209H170L169 210V212H168V210L166 209H164V207L163 206H160V211H159V208H157V206L159 205H157V206H155L154 204H152V205H154L153 207L155 208H153V209H151V207L150 206H152V205H145L146 203H144V205H141V201L143 200V202H144V200L146 199V197L145 198H143L142 199V197H144V191L146 192V195H148L149 197L148 198H150V195H152V190L154 189L155 191H153V193L155 194H153L154 196H152L153 198H152V200H150V199H146L145 201L147 202L148 200H150V203L151 202H153V200L154 199H156V198H158V193H156L160 188L162 189ZM188 187V186H187ZM33 188V189H32ZM93 188V189H92ZM104 188V189H103ZM110 188V189H109ZM120 188L122 189V191H120ZM136 188V189H135ZM142 188V189H141ZM157 188V189H156ZM159 188V189H158ZM24 189V190H23ZM74 189V190H73ZM107 189V190H106ZM124 189V190H123ZM139 189H140V191H139ZM143 189H145V190H143ZM22 190V191H21ZM105 190V191H104ZM138 191V192H136V191ZM148 190H150L149 191V193L147 194V192H148ZM6 191H7V193L8 192H10V193H8V194H11V195H13V197L11 196L10 197V199H8V195H5L6 194ZM72 191H74V193L76 194H73L72 193ZM130 191V193H128ZM182 191H183V194H182ZM2 192V193H1ZM3 192H4V197H3ZM13 192V193H12ZM64 192V193H63ZM67 192V193H66ZM77 192V193H76ZM135 193V195L136 194H138V193H140L142 196L140 197V196H135L134 195V193ZM161 192L163 193V195L164 196H162L161 195ZM170 192V193H169ZM50 194V195H49ZM57 195V196H56ZM133 195H134V199H133ZM139 195V194H138ZM55 196V197H54ZM130 196H132L131 198H130ZM15 197V198H14ZM29 197H32V198H29ZM140 198V199H135V198ZM4 198V199H3ZM12 198H14V199H12ZM73 198V199H72ZM127 198H128V201H129V203H128V201H126L127 200ZM130 198V199H129ZM183 198V199H182ZM6 199V200H5ZM8 199V200H7ZM34 199H36V200H34ZM39 199V200H38ZM41 199V200H40ZM79 199V200H78ZM133 199V200H132ZM159 199V198H158ZM164 201H163V200ZM182 199V200H181ZM26 200H28V202H29V200L31 201L30 203H28ZM32 200L33 201H36V202H33V203H35V205H33V203H32ZM44 200H46V201H44ZM137 200V201H136ZM139 200V201H138ZM170 200V202H169V204H168V206H166L167 204H166V201H169ZM16 201H18L17 203H16ZM39 201H42V204H41V202H39ZM50 201V204L48 203ZM54 201V202H53ZM158 201H156L155 202V200H154V202H155V204H157L158 203ZM163 201V202H162ZM175 201V202H174ZM5 202V203H4ZM8 202H14V203H16V205L13 203H9L10 204V207L9 206H7V205H9L8 204ZM53 202V203H52ZM77 202V203H76ZM93 202H96V204L95 203H93ZM131 202H134V207H133V203H131ZM142 202V203H143ZM149 202V201H148ZM28 203V206L26 205ZM36 203H38V204H36ZM52 203V204H51ZM74 203H75V205H74ZM82 203V204H81ZM97 203H99V204H97ZM126 203H128L129 204V206H127L126 205ZM131 203V204H130ZM140 203V204H139ZM165 203V204H164ZM175 203V204H174ZM17 204L19 205V207H17ZM24 204V205H23ZM29 204H31V205H29ZM39 204H41V205H39ZM45 204H47V206L48 207H44V206H46ZM68 204V205H67ZM69 204H70V206H69ZM72 204V205H71ZM77 204H79V206H81L80 208L82 209V205L84 204H88V205H90L91 207H89V210H88V207H84L83 209H85L84 211H86V213L88 212V211H91L90 213H87V216L89 217V215H90V218H87V219H90V224H92V225H89L88 224V221H87V224L84 222V223H82L83 222V220L87 217L85 214H83V213H80L81 211H80V209L79 210H77ZM115 204V205H114ZM147 204H149V203H147ZM3 205H4V207H3ZM11 205H13V206H11ZM43 206L44 208H42V207H39V206ZM50 205V206H49ZM96 205V206H95ZM104 205V206H103ZM119 205H121V206H119ZM140 205H141V207H140ZM183 205V206H182ZM6 206V207H5ZM21 206H25V207H27L26 208V210H27V212H28V214L27 215H25L27 212H26V210H24L23 209V211H25V212H23L24 213V217L22 218V212H21V210H22V208H21ZM72 206H73V208H72ZM75 206H76V211H75ZM78 206V207H79ZM116 206H118V208L116 207ZM127 206V207H126ZM137 206H139L140 207V210H139V208L137 207ZM59 207H60V209H61V207L64 209V208H69V207H71L72 209L70 210H68V211H66L67 212V214L68 215H65L63 212H64V210H66V209H64L60 214H59V216L57 215V213H58V211L57 210H59ZM120 207V208H119ZM124 207V208H123ZM129 207V208H128ZM133 207V208H132ZM3 208V209H2ZM5 208H8V209H5ZM32 208V209H31ZM98 208V209H97ZM134 209V210H132V209ZM135 208H137V209H135ZM162 208H163V210H162ZM12 209H13V211H12ZM43 211H42V210ZM83 209H82V211H83ZM90 209H92L93 211H96V212H93L92 210H90ZM101 209V210H100ZM110 209V210H109ZM117 209L119 210L118 212H121L122 211V213L121 214H119V213H117L116 214V212H115V215L116 216H114V214L111 216V212L112 211H117ZM147 209V210H146ZM149 209H151V211L149 210ZM7 210H10V211H7ZM16 210V211H15ZM36 210V211H35ZM38 210V211H37ZM40 210L42 211V212H40ZM103 210V211H102ZM104 210H106V211H108V213L106 214H104ZM112 210V211H111ZM121 210V211H120ZM132 210V211H131ZM136 210V211H135ZM6 211V212H5ZM19 211V213H17ZM57 211V212H56ZM78 211V212H77ZM101 211H102V213H101ZM105 211V212H106ZM109 211H110V213H109ZM125 212V215L127 214V216L128 217H125L124 216V218H125V220H124V218H123V216L122 215H124V212ZM130 211V212H129ZM155 211V212H154ZM157 211V212H156ZM161 211H163V212H166V213H163V212H161ZM4 212H5V215H4ZM33 212V214L31 215V213ZM69 212L71 213V212H74V215H72L73 213H71V215L69 214ZM79 213V216L77 217V218H73V216L75 217V216H77V213ZM100 212V214H99V217L97 216V217H94V215L95 214H97V213H99ZM138 212V213H137ZM167 212L169 213V214H167ZM37 213L38 214H40V215H37ZM42 213V214H41ZM76 213V214H75ZM94 215H93V214ZM114 213V212H113ZM158 213V214H157ZM160 213H161V215H160ZM181 213V214H180ZM20 214V215H19ZM37 215V216H35V215ZM80 214H82V216L81 217H83L84 215L86 216H84V218H83V220H81L80 219ZM104 214V215H103ZM110 214V215H109ZM4 215V216H3ZM7 215V216H6ZM15 215H16V217H15ZM19 215V216H18ZM29 215V216H28ZM34 215V216H33ZM48 215L51 217V216H54V217H60V219L59 218H56V220L57 221H59V220H61V221H63L64 222V218H62V217H65V223L67 224L68 222H70L71 220L73 221V220H75V221H77L76 223H75V226H73L74 224V222L75 221H73V222H70V224L73 226V228H70V232H67V230L69 229V225L67 224H64V223H60V221H59V223L57 222L56 223V220L54 219V217L52 218H50V217H48ZM61 215V216H60ZM108 215V216H107ZM119 215H121V217L119 216ZM137 215V216H136ZM188 215V216H187ZM32 217V219H31V217ZM38 216H40L41 218H39V219H37V217ZM91 216H93L94 218H97V219H95L94 221H93V219L91 218ZM102 216V217H101ZM103 216H104V219H103V221H102V218H103ZM110 216V217H109ZM136 216V217H135ZM186 216V217H185ZM4 217V218H3ZM8 217V218H7ZM48 217V218H47ZM105 217L107 218V219H105ZM141 217V218H140ZM35 218V219H34ZM47 218V219H46ZM62 218V219H61ZM101 218V219H100ZM117 218H120V219H122V220H116ZM136 219V220H139L138 218H140V220L141 221H138V223H134L133 221H135L134 219ZM147 219V221L146 222H144L146 219ZM16 219H18V220H16ZM20 219V220H19ZM29 220V221H27V220ZM46 219V220H45ZM50 219H52V220H50V222L52 223V225H54V224H56L55 225V227H58V228H55L54 226L53 227H48L49 226V224H48V226H46L47 228H50V233L48 234V236H46L45 234H47V233H44L43 231L44 230H46L45 228L46 227H44L45 226V221H49ZM67 219V220H66ZM109 219H110V221H109ZM113 219V220H112ZM132 219H133V221H132ZM15 220H16V222H15ZM21 220H23V221H21ZM34 220H38V221H34ZM69 220V221H68ZM97 220H101V221H97ZM106 220H108L106 223H104ZM112 220V221H111ZM114 220H116V221H114ZM129 220H131L130 221V226L133 228V225L134 224H139V222L142 224V222H144V223H148V224H152V223H154V224H152V228H151V226H150V228H148V224L147 225H145L144 223L142 224V225H140V226H142V227H140L138 230H136L137 229V227H139V226H137V227H135L134 226V228H135V230H131V228H130V226L127 224V227H126V225H125V228H123V230L121 231L120 229L121 228H115L116 226H114L113 228L115 229V230H117V231H115V230H113V228H112V224H115L116 223V225H118V227H120L121 225H123L124 223H126V222H128ZM149 220H151L150 221V223H149ZM25 221H26V223H25ZM34 221V222H33ZM66 221H68V222H66ZM84 221H86V219L84 220ZM93 223H92V222ZM121 221H122V223H121ZM125 221V222H124ZM18 222H20L19 224H18ZM22 222H23V224H25V227L24 226H22L23 224H22ZM28 222H29V224L30 225H28ZM31 222V223H30ZM43 222H44V225H43ZM95 222V223H94ZM99 222V223H98ZM101 222V223H100ZM111 222V223H110ZM119 222L121 223V224H119ZM131 222H133V224H131ZM211 222V223H210ZM14 224V225H12V224ZM33 223V224H32ZM37 223V224H36ZM47 223V222H46ZM49 223V222H48ZM81 223L84 225H82V227H79V226H81ZM109 223V224H108ZM118 223V224H117ZM175 223H176V225H177V227L178 226H182V227H186V226H184V225H189L190 227V229L189 228H187L186 227V229H182V228H175L176 227V225H175ZM177 223H179V224H177ZM17 224V225H16ZM39 224V225H38ZM64 224V225H63ZM78 224H80V225H78ZM86 224V225H85ZM99 224V225H98ZM103 224V226L102 227H100V225H102ZM174 224L175 226H174V228L176 229V231H175V233H177L176 235H175V233L173 232V231H171L172 230V225ZM181 224V225H180ZM221 224V225H220ZM27 225V226H26ZM43 225V228H44V230L42 229V232L44 233V235H42L43 233H40L41 235L38 237V239H37V236L39 235H36L35 233L34 234H32V233H30V232H33L34 230V232H40L41 230H38L41 226ZM51 224H50V226H52ZM58 225H60V226H62V228L60 227V226H58ZM88 225V226H87ZM95 225H98L99 226V228H100V230L102 231V232H100V230H99V232L100 233H98V226L97 227H95ZM109 225L111 226V228H109ZM145 227H144V226ZM220 225V226H219ZM24 228V230H23V228ZM31 226V228H32V231H31V229L28 231V232H25V228L26 229H29V228H27V227H30ZM32 226H34V227H32ZM69 226V227H68ZM71 226V227H72ZM80 228V231H79V229L77 230L76 228H78V227ZM87 228H86V227ZM89 226H91V227H89ZM92 226L94 227V228H92ZM108 226V227H107ZM147 226V227H146ZM193 228H192V227ZM64 227V228H63ZM68 227V229H66ZM104 227H106V228H104ZM121 227H124V226H121ZM169 227H171V229L169 230V231H171V233L172 234H170L169 233V231H167V229H169ZM19 228L21 229V230H23V231H21V230H19ZM61 228V229H60ZM84 228H86L87 230L86 231H84L85 229ZM88 228H92V230L90 231ZM97 230H96V229ZM133 228V229H134ZM141 228H143V229H141ZM173 228V229H174ZM195 228V229H194ZM8 229L10 230V231H8ZM41 229V228H40ZM56 230L55 231V233L53 234L52 232L54 231V230ZM64 229H66V230H64ZM72 229V230H71ZM95 231H94V230ZM107 229H109V230H107ZM131 231L130 233H129V230ZM140 229H141V231H140ZM148 229V230H147ZM151 229V230H150ZM178 229V230H177ZM181 229V230H180ZM187 229H189V230H187ZM192 229V232L194 233V235L192 234V232H190V230ZM224 229H227V230H224ZM231 231H230V230ZM4 230H6L7 232H8V234H7V232H5ZM14 230V231H13ZM59 232H58V231ZM77 231V232H75V231ZM83 230V231H82ZM104 230H105V232H104ZM112 230H113V234H112ZM125 230V231H124ZM144 230H147L146 232L144 231ZM184 230H186V231H188V232H190V233H188V235L189 236H186L185 235V233H186V231H184ZM195 232H194V231ZM206 230H207V232H206ZM213 232H215V231H219V232H216V233H220L221 231H224V233L225 232H227L228 233V236L226 237V236H223V235H219L220 237H221V239H229L230 237H232V235H234V237H233V240L232 239H230L229 241H227V239L225 240V242H223V241H221V239L219 240L220 242H222L223 243V245H224V248H223V246L221 245L222 243H220V242H218V239L220 238H217L218 237V234H216L217 235V237H214V235L212 234V231ZM215 230V231H214ZM221 230V231H220ZM20 231V232H19ZM48 231V230H47ZM64 231V232H63ZM97 231V233H95ZM115 231V232H114ZM133 231H135V234H134V232ZM143 231V232H142ZM180 231V232H179ZM182 231V232H181ZM197 231V232H196ZM199 231V232H198ZM206 232L205 233V235H204V233L202 234V232ZM210 231H211V233H210ZM238 231V232H237ZM13 234H12V233ZM15 232V233H14ZM17 232V233H16ZM19 232V233H18ZM65 232L66 233H68L67 235H68V237H70V239L71 240H69V239H67L66 237H67V235L65 236V237H62L63 235H65ZM72 232H75V234H73ZM91 234H90V233ZM119 232H121V234L119 233ZM138 232V233H137ZM141 232V233H140ZM168 232V234H166L167 235V237H166V235H165V233H167ZM209 232V233H208ZM232 232L234 233V234H232ZM235 232H236V234H235ZM254 232H257V233H254ZM11 233V234H10ZM53 234V235H51L50 237H49V235L50 234ZM62 233V234H61ZM85 233V234H84ZM103 233V234H102ZM116 233V234H115ZM119 233V234H118ZM132 233V234H131ZM145 233V234H144ZM199 233L201 234V238L199 237L200 235H199ZM221 233H223V232H221ZM231 233V234H230ZM260 233V234H259ZM263 233V234H262ZM26 236H25V235ZM56 234H59V236H57ZM78 234V235H77ZM81 236H80V235ZM83 234V235H82ZM97 234V235H96ZM101 234V235H100ZM198 234V235H197ZM6 236V238H5V236ZM12 235V236H11ZM56 235V236H55ZM62 235V236H61ZM72 235V236H71ZM88 236L89 238H86V236ZM96 236V238H95V236ZM103 235V236H102ZM112 235V239H111V236ZM177 235H179V236H177ZM183 237H182V236ZM196 235H197V237L198 238H200V239H198L197 240V242L199 243H195V244H192L193 243V238H194V236H195V240L197 239L196 238ZM3 236H4V238H3ZM21 236H23V237H21ZM30 236V237H29ZM33 236V237H32ZM45 236V238H46V241H47V243L49 242V244H47V243H42L44 240H45V238H41V237H44ZM85 236V237H84ZM124 236V237H123ZM169 236H171V238L169 237ZM173 236H177V237H173ZM192 236V237H191ZM230 236V237H229ZM248 236V235H247ZM8 237V238H7ZM16 237H20L18 240H17V238ZM37 239V240H39V241H37V240H33V239H35V238ZM53 237H54V239H53ZM74 237L75 238H77V240L78 239H80V241H82V240H84L85 242H87L86 244V246H88V247H86V246H82L81 248L79 247V250H75V249H78V247H74L72 244H74L75 243V245L77 244L78 245V241L76 240V239H74ZM80 237V238H79ZM122 237V238H121ZM182 238L181 239V241H183V243L182 242H180L179 240H177V239H180V238ZM188 238V240L187 241H185L184 239L185 238ZM190 237V238H189ZM229 237V238H228ZM236 237V238H235ZM252 237H254V238H252ZM16 238V240H14ZM63 238V239H62ZM84 238V239H83ZM90 238H92V239H90ZM103 238V239H102ZM114 238V239H113ZM127 238H131L130 240L129 239H127ZM132 238H134V239H132ZM175 238V239H174ZM177 238V239H176ZM184 238V239H183ZM192 238V239H191ZM205 239L206 240V238H209L210 240H209V242H207L208 241V239L204 242L203 241V239ZM7 239V240H6ZM25 241V242H23L22 244L20 243V242H22L23 240ZM51 239L53 240V241H55V242H51ZM56 239V240H55ZM74 239V240H73ZM85 239H87V240H85ZM88 239H90V240H88ZM111 239V240H110ZM117 239V241H115ZM124 239V240H123ZM136 239V240H135ZM138 239V240H137ZM169 239V240H168ZM212 239L215 241H212ZM247 241H246V240ZM261 239V240H260ZM4 240H6V241H4ZM58 240H60L62 243H63V241H64V245L63 244H60L61 242L60 241H58ZM106 241V242H103V241ZM163 240V241H162ZM170 240H172V241H170ZM192 241V243L190 244L188 241ZM194 240V241H195ZM200 240V241H199ZM258 240H260V242L261 243H259V241ZM11 241V242H10ZM66 241H67V243H66ZM74 241H77V242H74ZM84 241L81 243L82 245L84 244ZM101 241V242H100ZM112 242V243H110V242ZM129 241H131L130 243H129ZM161 241V242H160ZM174 241H177V242H174ZM201 241H203V243H201L200 244V242ZM233 241V242H232ZM234 241L235 242H237L236 243V247L234 248L233 247V243H234ZM253 241V242H252ZM257 241H258V243H257ZM20 244H19V243ZM29 242V243H28ZM34 242V243H33ZM60 242V243H59ZM74 242V243H73ZM157 242V243H156ZM160 243V245H159V243ZM196 242V241H195ZM207 242V245L206 244H204V243H206ZM211 242L213 243H215V246H214V244H211ZM228 242V243H227ZM37 243H39V245L37 244ZM51 243V244H50ZM68 243L71 245V246H73V247H69L70 245H68ZM99 244L98 246L96 245V244ZM100 243H102V247H101V244ZM211 244V246H208V244ZM227 245V244H232V246L230 245V247H232V248H228L229 247V245L228 246H226L225 244ZM251 243H254V244H256V245H261V247H259V246H256L257 248H256V250H254L255 249V246L253 247L252 246V244ZM19 246H18V245ZM54 244V245H53ZM58 244V245H57ZM131 244V245H130ZM173 244V245H172ZM187 244V245H186ZM251 244V245H250ZM7 247H6V246ZM38 245V246H37ZM66 245V246H65ZM76 245V246H77ZM79 245H80V243H79ZM78 245V246H79ZM85 245V244H84ZM95 245H96V247L97 248H99V250H97L96 249V247H95ZM108 245V246H107ZM110 245V246H109ZM157 245V246H156ZM174 245H176V247H174L173 248V246ZM180 245V246H179ZM193 245V246H192ZM197 245H199L200 246V249H198V247H196ZM15 246V247H14ZM21 246V247H20ZM30 246V248H28ZM46 246L48 247V248H46ZM55 246V247H54ZM81 246V245H80ZM168 246H169V248H168ZM183 246V247H182ZM16 247H18V248H16ZM49 247H50V249L54 252H51L50 253V250H48L49 249ZM52 247V248H51ZM58 247L60 248V247H62V250H60V249H58ZM84 247H86V248H84ZM91 247H93V248H91ZM95 247V248H94ZM177 247L179 248L178 249V251H177ZM184 247H186V249H187V247H191V248H188V250L186 251L185 249H184ZM201 247H204V249L206 250H208V255L209 254H211L210 255V258H208L209 256H205L207 253H205V250H203V248H201ZM261 248V249H259V248ZM10 248V249H9ZM33 248V251H30L31 249ZM67 248H70V250L69 249H67ZM83 248V249H82ZM87 248H89V249H87ZM91 248V249H90ZM152 248V249H151ZM156 248V249H155ZM181 248H182V250H181ZM220 250H219V249ZM223 248V249H222ZM8 249H9V251H8ZM13 249H17V250H13ZM23 249H25V250H23ZM92 249H94L93 251H95V249H96V255H95V252L92 254V252L93 251H91ZM103 251H102V250ZM108 251H107V250ZM112 249V250H111ZM150 249V250H149ZM164 249V250H163ZM171 249H173V250H171V252H170V250ZM174 249H176L175 251H174ZM196 250L197 249V251H198V253L196 252V251H193V250ZM217 249V250H216ZM229 249V250H228ZM232 249V250H231ZM249 249V250H248ZM258 249H259V251H258ZM23 250V251H22ZM34 250H35V252H34ZM37 250V251H36ZM65 250V251H64ZM67 250H69L70 252H69V255H67V254H65V253H68L67 252ZM82 250H84V252L85 253H87L86 252V250L88 251V250H90L91 251V253L90 254H81L83 251ZM193 252H192V251ZM207 250H206V252H207ZM9 253V255H8V253ZM73 251V253H71ZM74 251H75V256H73L74 255ZM90 251H88V253L90 252ZM97 251H99V252H97ZM101 251H102V253H101ZM107 253H106V252ZM183 251V252H182ZM201 251H203V252H201ZM216 251V253H214V252ZM253 252V254L251 253V252ZM5 252V253H4ZM48 254H47V253ZM83 252V253H84ZM105 252V254H108V255H104L103 253ZM141 252H147V254H145V255H143V258H141L142 256V254L143 253H141ZM162 252H165L164 253V255H163V257H162ZM189 252L191 253L192 252V254H197L196 256L194 255H192V254H189ZM194 252H196V253H194ZM201 252V253H200ZM213 252V253H212ZM46 255H45V254ZM73 254V255H71V254ZM102 255H104L105 257H106V261H103L104 259H105V257L104 256H102ZM152 253V252H151ZM183 253V254H182ZM251 253V254H250ZM4 254V257H6V258H4L2 255ZM7 254V255H6ZM51 254V255H50ZM55 254V255H54ZM61 254V255H60ZM82 255V256H80V255ZM99 254V255H98ZM182 254V255H181ZM202 254H204V255H202V256H204V258L201 256ZM214 254V255H213ZM17 256L16 258H15V256ZM23 255V256H22ZM34 255H36V256H34ZM39 255V256H38ZM64 255H67V256H65V258L64 257H62V256H64ZM80 257H79V256ZM84 255V256H83ZM86 255V256H85ZM213 255V256H212ZM250 255V256H249ZM9 256H12V257H9ZM13 256H14V258H13ZM28 256H29V258H28ZM72 256V257H71ZM100 256V257H99ZM167 258H166V257ZM199 256H201L200 258H199ZM23 257V258H22ZM27 257V258H26ZM44 257V258H43ZM57 257V258H56ZM67 257H69V258H67ZM86 257V258H85ZM96 257V258H95ZM160 257V258H159ZM170 257V258H169ZM185 257V258H184ZM194 257V258H193ZM9 258V259H8ZM13 258V259H12ZM37 258V259H36ZM62 258V259H61ZM77 258H79V259H77ZM91 258V259H90ZM103 260H102V259ZM166 258V259H165ZM169 258V259H168ZM193 258V260H191ZM205 258H207L206 260H207V262H206V260H205ZM33 259V260H32ZM35 259V260H34ZM38 259H39V261H38ZM50 259V260H49ZM75 259H77V260H75ZM94 259V260H93ZM162 260V261H159V260ZM167 259H168V261H167ZM201 259V260H200ZM210 259V260H209ZM40 260H42V261H40ZM48 260V261H47ZM84 260V261H83ZM87 260H88V262H87ZM171 260V261H170ZM174 260V261H173ZM191 260V261H190ZM198 260H200V261H202V263L201 262H198ZM203 260H205V261H203ZM235 260V261H234ZM8 261V262H7ZM12 261H14V262H12ZM17 261V262H16ZM28 261V262H27ZM31 261V262H30ZM53 261H54V263H53ZM61 261H62V263H61ZM83 261V262H82ZM94 261V262H93ZM99 261V262H98ZM103 261V262H102ZM182 261V262H181ZM243 261H245V262H243ZM24 262V263H23ZM52 262V263H51ZM162 262V263H161ZM165 262H168V263H165ZM175 262V263H174ZM203 262H206V263H203ZM234 262V263H233ZM140 264V263H139Z\"/></svg>",
    "mask_w": 264,
    "mask_h": 264
},
{
    "label": "bare ground",
    "instance_id": "6f19581e",
    "mask_svg": "<svg viewBox=\"0 0 264 264\" xmlns=\"http://www.w3.org/2000/svg\"><path fill=\"white\" fill-rule=\"evenodd\" d=\"M5 1H10V0H5ZM5 1L3 2V0H2V4H3V7H4V3H5ZM22 1V0H21ZM10 2H14L15 3V0L14 1H10ZM7 3V2H6ZM21 3H23L22 4V6L20 7V5H19V9H20V11L18 10V11H15V9H13V10H8V9H11V8H14V7H18V6H14L13 7V5H12V7L10 8V7H8L9 5L8 4H6L7 5V11L6 12H3V13H1L0 14V25H2L3 26V30L1 29V27H0V70L1 69H7V67L6 66H8L7 64L10 62L9 60V55L11 54V53H13V54H20V53H22V51H23V46L25 47V43H26V40L28 41V39H26V36H27V33L28 32H30V31H35V30H38L39 29V31H40V29L42 28V26L44 25V22H45V20H46V22H47V24L49 25V31H52L51 30V28L52 27H54V26H56V29L57 30H59V28H61V21L63 20V19H65V17H68L69 19H70V22H72L71 23V26H72V28H73V26H75V24H76V22H78V23H80V24H89V22L87 21V23H85L86 21L85 20H83V18H82V22L81 21H77L81 16H84L83 14H85L86 12H87V8L88 7H92V9H94V14H95V16L97 17L98 16V18H100L101 19V21L98 19H96V17L94 16V20L96 19L98 22H99V24L101 25V28L103 29V32H104V35L103 36H105V37H103L104 39H105V41H103V42H105L106 43V45H107V47H108V54H109V56H108V54H106L108 57H111L112 56V54H117V55H120V54H118V50H119V53L120 52H122V51H124L125 52V54H126V59H128V60H130V59H139L138 57L139 56H143V54H146L147 52H145V51H153V49L154 50H156V51H154V53H157V52H159L158 51V49L160 48V43L161 42H166V44L168 43V45H170V46H172L173 44H174V46H175V44H176V47L179 45H182L183 46V55L182 56H184L183 58V67H184V75H183V77H184V83H182L181 81V83L180 84H183V86H184V84H185V96L183 95V96H181V97H183V98H185L186 97V105H184V106H186V107H184V106H182V107H184L185 109L187 108V115L189 116V117H193V116H196V118L198 117V119H200V117H201V114L203 113V111H205V109L207 110V108H210V109H213L214 111H215V115H216V122H217V124H218V126L219 127H221L222 128V132L221 133H219V132H212V130L210 129H208L206 132L205 131H203L202 130V126H200V124L197 122L198 120H196V122L199 124V127L201 128H199V127H197V125H196V130L195 131H198V133H201V130H202V134L203 135H200L199 136V138L200 139H198L197 140V142L196 141H193L194 142V146H196L195 145V142H196V144L197 145H199V149H198V154H196L197 155V157H196V159L198 160V162L196 163V164H194V163H192L193 164V166H191L192 168H191V172H190V181H189V184H188V182L186 183V188L185 189H183V191H184V206L182 207V210H181V212H182V214H183V212L185 213V214H189L190 216L191 215H195V216H201V217H203V218H205L204 220H212V222L213 223H221V224H223L224 225V227H226L227 229L228 228H232L231 230L232 231H234V230H237V229H241V230H245L246 231V233H244V231H240L237 235H236V237L238 236V239L236 238L235 240H237V241H239V238H244V237H247V239H248V237L252 234V232L253 231H263L264 230V86H263V78H264V0H23ZM16 4V3H15ZM14 4V5H15ZM5 5V6H6ZM16 5H18V4H16ZM94 7V8H93ZM1 9L2 10H6L5 8H2L1 7ZM0 9V10H1ZM91 9V10H92ZM2 12V11H1ZM86 15H87V13H86ZM99 16H101V17H99ZM86 17V16H85ZM62 19V20H61ZM67 19V18H66ZM67 21V23H69V20L67 19L66 20ZM63 23H65V21L63 20ZM62 23V24H63ZM77 23V24H78ZM97 23V22H96ZM70 24V23H69ZM72 24H74V25H72ZM94 24V22L92 21V23L90 22V25L89 26H92ZM58 25V26H57ZM67 25V24H66ZM65 25V27H69V26H66ZM87 25H86V31L88 30L87 28ZM63 26V25H62ZM70 26V27H71ZM79 26V24L77 25V27ZM57 27H59V28H57ZM77 27H74V29H76V31H77ZM94 27V26H93ZM92 27V28H93ZM100 27V26H99ZM99 27H97L98 29H100ZM79 28H80V26H79ZM91 28V27H90ZM91 28V29H92ZM95 28V27H94ZM53 29V28H52ZM55 29V28H54ZM73 29V30H74ZM90 29V30H91ZM97 29V30H98ZM2 30V31H1ZM45 30H46V28H45ZM62 30V29H61ZM7 32V31H9V32H11V33H14V35H15V37H13V39L9 36V39H12V40H10V41H6L7 40V38H5V39H2L3 38V36H4V34H3V32ZM75 31V30H74ZM92 31V30H91ZM100 31V30H99ZM36 32V31H35ZM46 32V31H45ZM78 32V31H77ZM101 32V31H100ZM100 32H99V34H98V36L100 35ZM49 33V32H48ZM48 33H45V34H47L48 35ZM53 33H54V31H53ZM71 33V32H70ZM31 34V33H30ZM30 34H29V36H30ZM52 34V33H51ZM50 34V35H51ZM67 34V33H66ZM66 34H64V35H66ZM93 34H94V32H93ZM73 35V34H72ZM56 36V35H55ZM58 36H62V35H59L58 34ZM69 36V35H68ZM67 36V37H68ZM92 36V35H91ZM90 36V37H91ZM96 36V35H95ZM31 37V36H30ZM51 37V36H50ZM71 37V36H70ZM80 37H82V36H80ZM93 37H94V35H93ZM32 38V37H31ZM46 38H48V37H46ZM69 38V37H68ZM87 38V37H86ZM89 38V37H88ZM96 38H97V36H96ZM101 38V37H100ZM2 39V40H1ZM92 39V38H91ZM90 39V40H91ZM4 40V41H3ZM51 40H53L52 38H51ZM56 40H58V39H56ZM84 40H85V38H84ZM83 40V41H84ZM2 41L4 42L3 44H2ZM38 40H37V38H36V42H37ZM46 41H48L47 39H46ZM50 41V40H49ZM59 41V40H58ZM68 41H69V39H68ZM67 41V42H68ZM78 41H80V40H78ZM89 41V40H88ZM6 42V43H5ZM57 42V41H56ZM86 42H87V40H86ZM96 42H98L97 40H96ZM95 42V43H96ZM100 42V41H99ZM171 44H170V43ZM30 43V42H29ZM64 43H66V42H64ZM74 43V42H73ZM90 43V42H89ZM37 44V43H36ZM46 44V43H45ZM85 44V43H84ZM86 44H88V42L86 43ZM92 44H93V41H92ZM102 44V43H101ZM178 44V45H177ZM47 45H49V44H47ZM60 45V44H59ZM62 45V44H61ZM89 45V44H88ZM97 45V44H96ZM27 46V45H26ZM45 46V45H44ZM83 46V45H82ZM85 46V45H84ZM105 46V45H104ZM178 46V47H179ZM46 47V46H45ZM73 47V46H72ZM71 47V48H72ZM103 47V46H102ZM115 47H119L118 48V50L117 49H115ZM141 47H144V49L143 48H141ZM48 48V47H47ZM51 48V47H50ZM70 48V47H69ZM136 48H137V50H136ZM138 48H139V50H138ZM182 48V47H181ZM73 49V48H72ZM74 49H75V47H74ZM91 49V48H90ZM121 49V50H120ZM132 49V50H131ZM135 51H134V50ZM178 49V48H177ZM68 50V49H67ZM70 50V49H69ZM87 50V49H86ZM141 50V51H140ZM142 50H144V51H142ZM160 50V49H159ZM176 50V49H175ZM182 50V49H181ZM181 50H180V52H181ZM26 51V50H25ZM46 51V49L44 50V52ZM88 52H89V50H87ZM116 51H117V53H116ZM140 52L139 54H137V52ZM148 51V52H149ZM20 52V53H19ZM24 52V51H23ZM49 52V51H48ZM75 52V51H74ZM76 52H77V50H76ZM161 52V51H160ZM176 52H178V51H176ZM46 53H47V51H46ZM83 53V52H82ZM81 53V54H82ZM102 53V52H101ZM107 53V52H106ZM12 54V55H13ZM23 54V53H22ZM25 54V53H24ZM67 54V53H66ZM65 54V55H66ZM70 54V53H69ZM72 54V53H71ZM74 54V53H73ZM76 54V53H75ZM91 54V53H90ZM93 54V53H92ZM11 55V56H12ZM55 55V54H54ZM83 55H84V53H83ZM105 55V54H104ZM147 55V54H146ZM162 55V54H161ZM18 56V55H17ZM43 56V58H44V55H42ZM46 56H48V55H45V57ZM52 56V55H51ZM68 56H70V55H68ZM91 56V55H90ZM113 56H115V55H113ZM113 56H112V58L110 59L111 61H112V59H113ZM12 57H14V56H12ZM53 57V56H52ZM51 57V58H52ZM65 57L66 56H64V59H65ZM71 57H73V56H71ZM89 57V56H88ZM100 57V56H99ZM102 57V56H101ZM100 57V58H101ZM105 57V56H104ZM146 57V56H145ZM152 57V55L150 56V58ZM156 57H159V61L161 60L160 58V56L159 55H157ZM156 57H155V59H156ZM47 58H49V57H47ZM106 58V57H105ZM104 58V59H105ZM147 58V57H146ZM171 58V57H170ZM53 59V58H52ZM76 59H79V58H76ZM83 59H84V57H83ZM103 59V58H102ZM102 59H100L101 61H102ZM107 59V58H106ZM125 59V60H126ZM12 60V59H11ZM17 60V59H16ZM20 60V59H19ZM39 60L40 59H38L37 61L39 62ZM44 60V59H43ZM42 60V61H43ZM97 60H98V57H97ZM108 60V59H107ZM173 60H174V58H173ZM69 61V60H68ZM76 61V60H75ZM89 61V60H88ZM94 61V60H93ZM131 61V60H130ZM130 61H127L126 60V64L128 63V62H130ZM135 61H138V60H135ZM135 61H134V63H135ZM146 61V60H145ZM149 61V60H148ZM151 61H153V60H151ZM156 61V60H155ZM157 61H158V59H157ZM155 62L156 64L157 63H160V62ZM175 61V60H174ZM52 61L50 60V63H51ZM55 62V61H54ZM65 62V61H64ZM92 62V61H91ZM98 62V61H97ZM100 62V61H99ZM112 62H114V59H113V61ZM122 62H124V61H122ZM150 62V61H149ZM172 62V61H171ZM170 62V63H171ZM13 64H15L14 62H12ZM33 63V65H35V61L34 62H32ZM40 63V62H39ZM66 63H67V61H66ZM65 63V64H66ZM69 63V62H68ZM67 63V64H68ZM81 63V62H80ZM80 63H79V65H80ZM85 63V62H84ZM102 63V62H101ZM109 63V62H108ZM119 62H117V64H118ZM139 63H140V61H139ZM146 63V62H145ZM151 63V62H150ZM155 63H151V64H155ZM164 63V62H163ZM170 63H168L167 62V64H164V65H168L169 66V64ZM37 64V63H36ZM54 64V66L53 67H55V65H56V63H53ZM71 64V63H70ZM70 64H68V65H70ZM73 64V63H72ZM91 64V63H90ZM95 64H97V63H95ZM98 64H100V63H98ZM110 64V63H109ZM113 64V63H112ZM120 64V63H119ZM118 64V65H119ZM124 64V63H123ZM129 64V63H128ZM133 64V63H132ZM132 64H131V66H132ZM161 64V63H160ZM159 64V66H162V65H160ZM23 65V64H22ZM50 64H48V66H49ZM61 65V64H60ZM64 65V64H63ZM101 65H103V63L101 64ZM115 65V64H114ZM137 65V64H136ZM147 65V64H146ZM149 65V64H148ZM163 65V68L164 67H167V66H164ZM39 66V65H38ZM41 66V65H40ZM39 66V67H40ZM98 66H100V65H97V67ZM106 66V65H105ZM111 66V65H110ZM116 66V65H115ZM127 66V65H126ZM141 66V65H140ZM139 66V67H140ZM60 67V66H59ZM75 67V66H74ZM77 67V66H76ZM80 67V66H79ZM94 67V66H93ZM93 67H91V68H93ZM96 67V66H95ZM109 67V66H108ZM114 67V66H113ZM112 67V68H113ZM125 67V66H124ZM128 67V66H127ZM149 67V66H148ZM153 67H154V65H153ZM170 67H171V65H170ZM9 68V67H8ZM32 68H35V70L37 69V67L35 66H33ZM31 68V69H32ZM48 68V67H47ZM69 68V67H68ZM82 68H84V67H82ZM90 68V67H89ZM120 68V67H119ZM126 68V67H125ZM130 68V67H129ZM152 68V67H151ZM150 68V69H151ZM4 69V70H5ZM15 69V68H14ZM59 69V68H58ZM57 69V70H58ZM62 69V68H61ZM69 69H72V67L71 68H69ZM76 69V68H75ZM78 69H80V68H78ZM103 69V68H102ZM102 69H100L101 71H102ZM114 69H115V67H114ZM117 69H118V67H117ZM121 69H123V66L121 67ZM137 69V68H136ZM139 69V68H138ZM173 69V68H172ZM39 70V69H38ZM41 70V69H40ZM48 70V69H47ZM56 70V69H55ZM63 70V69H62ZM85 70V69H84ZM108 70H109V68H108ZM110 70H113V69H110ZM119 71H122V70H120V69H118ZM131 70H132V68H131ZM130 70V71H131ZM152 70V69H151ZM164 70V69H163ZM168 70V69H167ZM166 70V71H167ZM17 71V70H16ZM31 71H33V70H31ZM51 71V70H50ZM79 71V70H78ZM96 71H99V70H96ZM114 71V70H113ZM126 71H128V68H126ZM134 71V70H133ZM148 71V70H147ZM169 71V70H168ZM29 72H30V69H29ZM57 72V71H56ZM56 72H55V74L54 75H56ZM63 72V71H62ZM86 72V71H85ZM112 72V71H111ZM61 73V72H60ZM67 73V72H66ZM76 73V72H75ZM74 73V74H75ZM84 73V72H83ZM87 73V72H86ZM90 73V72H89ZM128 73V72H127ZM147 73V72H146ZM166 73V72H165ZM33 74L35 75V73L33 72ZM43 74V73H42ZM71 74H73V73H71ZM70 74V76H72ZM80 74V73H79ZM78 74V75H79ZM85 74V73H84ZM83 74V75H84ZM91 74V73H90ZM99 74V73H98ZM106 74V73H105ZM112 74V73H111ZM130 74V76H131V73H129ZM128 74V75H129ZM134 74V73H133ZM64 75H65V73H64ZM81 75H82V73H81ZM92 75V74H91ZM108 75V74H107ZM110 75V74H109ZM112 75H115L114 73L112 74ZM176 75V74H175ZM178 75V74H177ZM29 76H30V74H29ZM59 76V75H58ZM67 76H68V74H67ZM66 76V77H67ZM86 76V75H85ZM97 76V75H96ZM119 76V75H118ZM123 76H125V74L123 75ZM127 76V75H126ZM133 76H135V75H133ZM132 76V77H133ZM137 76V75H136ZM140 76V75H139ZM138 76V77H139ZM179 76H182V75H179ZM47 77V76H46ZM49 77H51V76H49ZM94 77V76H93ZM109 77V76H108ZM113 77V76H112ZM142 77V76H141ZM168 77H169V75H168ZM167 77V78H168ZM34 78V77H33ZM31 79V81L32 80H34L35 81V79ZM40 78V77H39ZM38 78V79H39ZM48 78V77H47ZM46 78V79H47ZM68 78V77H67ZM80 78V77H79ZM87 78V77H86ZM115 78H117V77H115ZM126 78H128V77H126ZM135 78V77H134ZM140 78V77H139ZM165 78V77H164ZM44 79H45V77H44ZM66 79V78H65ZM84 79V78H83ZM92 79V78H91ZM90 78H89V80H91ZM114 79V78H113ZM124 79V78H123ZM130 79V78H129ZM129 79L128 80H126V79H124V80H126V81H129ZM144 79V78H143ZM142 78H141V80L140 81H142L143 80ZM162 79V78H161ZM169 79V78H168ZM175 79H177L176 77H175ZM48 80H49V78H48ZM55 80V79H54ZM67 80V79H66ZM80 80H82V79H80ZM95 80V79H94ZM120 80V79H119ZM135 80V79H134ZM160 79H158V81H159ZM167 80V79H166ZM171 80V79H170ZM173 80V79H172ZM61 81V80H60ZM75 81V80H74ZM132 82H133V80H131ZM130 81V82H131ZM33 82V81H32ZM36 82V81H35ZM46 82H48V81H46ZM53 82V81H52ZM52 82H50L51 84H52ZM63 82V81H62ZM72 82V81H71ZM76 82H78V81H76ZM86 82V81H85ZM88 82V81H87ZM113 82H114V80H113ZM131 82V83H132ZM135 82V81H134ZM154 82V81H153ZM153 82H149V84H152ZM8 84H10V83H12V82H7ZM14 83V82H13ZM16 83V82H15ZM34 83V82H33ZM37 83V82H36ZM49 83V84H50ZM57 83V82H56ZM55 83V84H56ZM81 83V82H80ZM98 83V82H97ZM123 83V82H122ZM159 83H161V81H159ZM164 83H165V81H164ZM168 83V82H167ZM18 84H19V82H18ZM60 84H61V82H60ZM60 84H58V85H60ZM64 84V83H63ZM70 84V83H69ZM69 84H67V85H69ZM75 84H77V83H75ZM85 84V83H84ZM91 84H93V83H91ZM96 84V83H95ZM103 84H105V82L103 83ZM108 84V83H107ZM116 84H117V81H116ZM128 84H130V83H128ZM155 84H157V83H155ZM179 84V83H178ZM7 85V84H6ZM11 85V84H10ZM32 85V84H31ZM37 85V84H36ZM40 85V84H39ZM44 85V84H43ZM66 85V86H67ZM70 85H72V83L70 84ZM115 85V84H114ZM113 85V86H114ZM127 85V84H126ZM131 85V84H130ZM134 85V84H133ZM154 85V84H153ZM161 86H162V84H160ZM160 85H157V87H159ZM165 85H167V84H165ZM165 85H163V87H165ZM20 86V85H19ZM32 86H34V84L32 85ZM63 86H65V85H63ZM84 86V85H83ZM82 86V87H83ZM89 86V85H88ZM93 86V85H92ZM108 86V85H107ZM121 86H123V84L121 85ZM129 86V85H128ZM175 87L177 86V85H174ZM6 87V86H5ZM4 87V88H5ZM11 87H13V85L11 86ZM10 87V88H11ZM42 87L43 86H41V89H42ZM45 87H46V85H45ZM98 87V86H97ZM100 87V86H99ZM104 87V86H103ZM111 87V86H110ZM120 87V86H119ZM130 87V86H129ZM156 87V86H155ZM155 87H154V89H155ZM157 87H156V89H157ZM177 87H179V85L177 86ZM182 87V86H181ZM9 88V89H10ZM19 88V87H18ZM39 88V87H38ZM53 88V87H52ZM58 88H59V86H58ZM58 88H57V90H58ZM60 88H62V87H60ZM64 88V87H63ZM66 88V87H65ZM78 88V87H77ZM90 88V87H89ZM106 88V87H105ZM113 88H116L115 86L114 87H112L111 89H113ZM122 88V87H121ZM162 88V87H161ZM8 88H6V90H7ZM20 89V88H19ZM31 90H33L32 89V87L30 88ZM50 89V88H49ZM67 89H69V88H67ZM66 89V90H67ZM71 89H72V86H71ZM117 89V88H116ZM123 89V88H122ZM126 89H128V88H126L125 87V90ZM149 89H153V87L152 88H149ZM148 89V90H149ZM6 90H3L4 91V96L6 95ZM12 90H13V88H12ZM21 90V89H20ZM30 90V92H33V91H31ZM35 90V89H34ZM40 90V89H39ZM54 90V92H55V89H53ZM65 90V89H64ZM63 90V91H64ZM95 90V89H94ZM93 90V91H94ZM108 90H110L109 88H108ZM107 90V91H108ZM118 90V89H117ZM148 90H147V92L146 93H144V97H147V95L149 94V96H150V94L152 93V92H150V93H148ZM171 90V89H170ZM15 91V90H14ZM19 91V90H18ZM63 91L61 90V92L63 93ZM72 91V90H71ZM92 91V92H93ZM106 91V90H105ZM106 91V92H107ZM168 91V90H167ZM167 91H166V93H167ZM177 91V90H176ZM180 91V90H179ZM7 92H8V90H7ZM29 92V93H30ZM39 92V91H38ZM42 93L44 92V91H41ZM66 92V91H65ZM73 92V91H72ZM75 92V91H74ZM96 92H98L97 90L95 91V93ZM111 93H112V90L110 91ZM155 92V91H154ZM163 92V91H162ZM165 92V91H164ZM163 92V93H164ZM175 92V91H174ZM182 92V91H181ZM180 92V93H181ZM10 93H11V91H10ZM21 93H22V91H21ZM35 93V92H34ZM41 93V94H42ZM86 93V92H85ZM88 93V92H87ZM148 93V94H147ZM156 93H157V91H156ZM160 93V92H159ZM158 93V94H159ZM162 93V94H163ZM183 94H184V92H182ZM182 93H181V95H182ZM14 93H12V96H14L13 95ZM40 94V95H41ZM68 94V93H67ZM66 94V95H67ZM71 94H73V93H71ZM147 94V95H146ZM170 94H171V92H170ZM174 94V93H173ZM23 95V94H22ZM32 95H34V94H32ZM43 95V94H42ZM65 95V96H66ZM83 95V94H82ZM94 95V94H93ZM146 95V96H145ZM21 96V95H20ZM35 96V95H34ZM57 96V95H56ZM61 96H63V95H61ZM75 96V95H74ZM79 96V95H78ZM86 96V95H85ZM90 96H92V95H90ZM165 96V95H164ZM175 96H176V94H175ZM175 96H173L172 97V100H175ZM8 97H10V94H9V96ZM72 96H70V98H71ZM87 97H89V96H87ZM95 97V96H94ZM97 97V96H96ZM99 97V96H98ZM101 97V96H100ZM158 97V95H156V97L155 98H157ZM162 97V96H161ZM179 97H180V95H179ZM5 98V97H4ZM15 98V97H14ZM21 98H23V97H21ZM34 98V97H33ZM45 98V97H44ZM68 98V97H67ZM81 98V97H80ZM79 98V99H80ZM84 97H82L81 98V100L83 99ZM86 98V97H85ZM84 98V99H85ZM90 98V97H89ZM93 98V97H92ZM91 98V99H92ZM110 98V97H109ZM132 98H134V97H132ZM131 98V99H132ZM136 98V97H135ZM135 98L132 100V102H135L134 100H135ZM149 98V97H148ZM151 98H153V97H151ZM154 98V99H155ZM159 98H160V95H159ZM169 98V97H168ZM174 98V99H173ZM177 98V97H176ZM16 99V98H15ZM41 99H43V97L41 98ZM47 99V98H46ZM45 99V100H46ZM66 99V98H65ZM75 99H78V98H75ZM102 99V98H101ZM111 99H113L112 98V96H111ZM123 99H124V97H123ZM122 99V100H123ZM164 99H165V97H164ZM166 99H167V96H166ZM165 99V100H166ZM179 98H177V100H178ZM182 99V98H181ZM18 100V99H17ZM23 100V99H22ZM90 100V99H89ZM114 101L116 100V99H113ZM149 100V99H148ZM161 100H163V99H161ZM167 100H169V99H167ZM185 100V99H184ZM183 100V101H184ZM2 101V100H1ZM4 101H5V99H4ZM7 101V100H6ZM52 101V100H51ZM73 101V100H72ZM87 101V100H86ZM94 101V100H93ZM98 101H99V99H98ZM111 102H112V100H110ZM131 101V100H130ZM151 101V100H150ZM149 101V102H150ZM155 101H157V100H155ZM170 101V100H169ZM181 101V100H180ZM179 101V102H180ZM64 101H62V103H63ZM66 102V101H65ZM80 102V101H79ZM89 102V101H88ZM147 102V101H146ZM153 102V101H152ZM164 102V101H163ZM168 102V101H167ZM172 102V101H171ZM179 102H178V104H179ZM0 103H2L0 106L2 107L4 104H5V102H0ZM4 103V104H3ZM8 103V105H9V102H7ZM15 103V102H14ZM21 103V102H20ZM46 103V102H45ZM68 103V102H67ZM73 103V102H72ZM75 103H76V101H75ZM106 103V102H105ZM113 103V102H112ZM111 103V104H112ZM115 103H116V101H115ZM130 102H128V104H129ZM151 103V102H150ZM156 103V102H155ZM154 103V104H155ZM157 103H158V101H157ZM156 103V104H157ZM162 103V102H161ZM165 103V102H164ZM176 103V102H175ZM175 103H174V105H175ZM19 104V103H18ZM26 104V103H25ZM25 104H23V105H25ZM38 103L36 102V105H37ZM66 104V103H65ZM77 104H78V102H77ZM89 104V103H88ZM100 104H102V103H100ZM108 104V103H107ZM114 104V103H113ZM133 104V103H132ZM182 105L184 104L183 102L181 103ZM180 104V105H181ZM35 105V104H34ZM63 105V104H62ZM67 105V104H66ZM79 105H83V104H79ZM92 105H93V103H92ZM95 105L96 104H94L93 106H94V108H96L98 105H99V102H98V104L96 105V107H95ZM103 105V104H102ZM130 105H131V103H130ZM144 105V103H142V106ZM167 105V104H166ZM179 105V106H180ZM18 106V105H17ZM19 106L20 107H22L20 104H19ZM30 106H32V105H30ZM54 106V105H53ZM87 106V105H86ZM132 106V105H131ZM131 106L129 107V108H131ZM141 106V107H142ZM151 106H152V104H151ZM168 106V105H167ZM170 106V105H169ZM168 106V107H169ZM172 106H173V104H172ZM178 106V105H177ZM13 107V106H12ZM28 107H29V105H28ZM34 107V106H33ZM36 107V106H35ZM71 107V106H70ZM83 108H84V106H82ZM88 107V106H87ZM86 107V108H87ZM113 107V106H112ZM148 107V106H147ZM150 107V106H149ZM164 108H165V104H164V106H163ZM167 107V109L168 110H170L169 108ZM174 107V106H173ZM181 107V106H180ZM179 107V108H180ZM9 108H11V107H9ZM17 108V107H16ZM16 108H11V109H13V111L16 109ZM27 108V107H26ZM54 108V107H53ZM59 108H61V107H59ZM68 108V107H67ZM73 108V107H72ZM75 108V107H74ZM85 108V109H86ZM91 109H92V106L90 107ZM89 108V109H90ZM111 108V107H110ZM153 108V107H152ZM157 108H158V106H157ZM156 108V109H157ZM171 108V107H170ZM5 109V108H4ZM28 109V108H27ZM27 109H24V110H27ZM37 109V108H36ZM44 109V108H43ZM50 109V108H49ZM84 109V110H85ZM89 109H87V110H89ZM90 109V110H91ZM98 109V108H97ZM104 109V108H103ZM142 109H144V107H142ZM160 109H161V107H160ZM177 109V108H176ZM180 109H182V108H180ZM10 110V109H9ZM19 110V109H18ZM17 110V111H18ZM20 110H22V108L20 109ZM40 110V109H39ZM63 110V109H62ZM67 110V109H66ZM73 110H75V109H73ZM72 110V111H73ZM78 110V109H77ZM89 110V111H90ZM96 110V109H95ZM111 110H112V108H111ZM127 110L129 111V109H128V107H127ZM145 110H147V109H145ZM144 110V111H145ZM150 110V109H149ZM154 110H155V108H154ZM174 110V109H173ZM4 111V110H3ZM29 111V113H30V110H28ZM46 111V110H45ZM69 111V110H68ZM76 111V110H75ZM78 111H80V110H78ZM82 111V110H81ZM101 111H103V110H101ZM156 111V110H155ZM159 111V110H158ZM167 111V110H166ZM172 111V110H171ZM177 112H178V110H176ZM181 111H183V110H181ZM0 112H2V110L0 111ZM12 112V111H11ZM15 112V111H14ZM27 112V111H26ZM57 112V111H56ZM55 112V113H56ZM82 112H85V111H82ZM94 111L92 110V113H93ZM96 112V111H95ZM131 112V111H130ZM147 112V111H146ZM162 112V111H161ZM168 112V111H167ZM208 112V111H207ZM7 113L10 115L11 113L8 111V107H7ZM18 113V112H17ZM34 112H31V114H33ZM86 113V112H85ZM100 113V112H99ZM103 113V112H102ZM128 114H129V112H127ZM127 113H125V114H127ZM145 113V112H144ZM60 114V113H59ZM63 114V113H62ZM78 115H79V113H77ZM89 114V113H88ZM97 114V113H96ZM109 114V113H108ZM138 114H139V112H138ZM146 114H151V112H148V113H146ZM145 114V115H146ZM155 114V113H154ZM170 114V113H169ZM181 114H182V112H181ZM204 114V113H203ZM202 114V117L204 116ZM9 115H8V118H9ZM14 115V114H13ZM68 115H69V113H68ZM80 115H81V113H80ZM143 114H141V116H142ZM144 115V116H145ZM1 116V115H0ZM12 116V115H11ZM31 116V115H30ZM39 116H40V114H39ZM82 116V115H81ZM80 116V117H81ZM86 116V115H85ZM90 116V115H89ZM101 116V115H100ZM133 116H135V115H133ZM136 116H138V115H136ZM135 116V117H136ZM157 116V115H156ZM160 116V115H159ZM210 116V115H209ZM13 117V116H12ZM12 117H10V118H12ZM15 117V116H14ZM13 117V118H14ZM29 117V116H28ZM49 117V116H48ZM68 117H70V116H68ZM99 117V116H98ZM109 117H111V115L109 114ZM108 117V118H109ZM139 117V116H138ZM138 117H136L137 119H138ZM146 117V116H145ZM150 117V116H149ZM184 117V116H183ZM206 117V116H205ZM0 118H2V117H0ZM12 118V120L14 121V119H16V118H14L13 119ZM27 118V117H26ZM52 118V117H51ZM64 118V117H63ZM78 118V117H77ZM107 118V119H108ZM132 118V117H131ZM134 118V117H133ZM132 118V119H133ZM143 118V117H142ZM194 118V117H193ZM39 119V118H38ZM56 119H58V118H56ZM101 119V118H100ZM127 119H129V118H127ZM147 119H152V118H147ZM161 119V118H160ZM167 119H170V118H168L167 117ZM185 119V118H184ZM202 119V118H201ZM207 120L208 118H204L202 121H204V120ZM26 120V119H25ZM32 120V119H31ZM72 120V119H71ZM130 120V119H129ZM128 120V121H129ZM148 120V121H149ZM153 120L155 121V119L153 118ZM152 120V121H153ZM193 120V119H192ZM11 121V120H10ZM30 121V120H29ZM54 120H52V122H53ZM64 121H66V119L64 120ZM69 121V120H68ZM77 121V120H76ZM81 121V120H80ZM87 121V120H86ZM88 121H89V119H88ZM96 121V120H95ZM100 120L98 119V122H99ZM124 121H125V119H124ZM127 121V122H128ZM133 121V120H132ZM161 121V120H160ZM189 120H187V122L186 123H189L190 125H191V123L190 122H188ZM201 120H199V122H200ZM2 122V121H1ZM1 122H0V124H1ZM12 122V121H11ZM23 122V121H22ZM38 122V121H37ZM50 122H51V119H50ZM51 122V123H52ZM56 122V121H55ZM55 122H53V123H55ZM84 122V121H83ZM82 122V123H83ZM97 122V121H96ZM97 122V123H98ZM140 122H141V119H140ZM139 122V123H140ZM157 122V121H156ZM159 122V121H158ZM208 122V121H207ZM25 123V122H24ZM23 123V124H24ZM39 123V122H38ZM71 123H73V122H71ZM71 123H69V124H71ZM75 123V122H74ZM123 123V122H122ZM125 123V122H124ZM133 123H135V122H133ZM146 122H144V124H145ZM162 123V121L160 122V124ZM169 123H171V122H169ZM168 123V124H169ZM202 123H204V122H202ZM201 123V124H202ZM206 123V122H205ZM18 124V123H17ZM59 124V123H58ZM61 124H62V122H61ZM90 124V123H89ZM92 124V123H91ZM90 124V125H91ZM142 123H140V126L142 127V125H141ZM147 124V123H146ZM159 124V123H158ZM158 124H157V126H158ZM163 124V123H162ZM10 125V124H9ZM11 125H12V123H11ZM83 125V124H82ZM126 124H124V126H125ZM151 125V124H150ZM150 125H149V127H150ZM193 125H195V123H194V121H193V124L191 125V126H193ZM19 126H21V125H19ZM84 126V125H83ZM86 127H87V125H85ZM92 126V125H91ZM130 126H131V124H130ZM144 126V125H143ZM155 126V125H154ZM161 126V125H160ZM159 126V127H160ZM163 126H164V124H163ZM161 127V128H164V127ZM11 127H13V126H11ZM18 127V126H17ZM21 127H23V125L21 126ZM38 127V126H37ZM50 127V126H49ZM49 127H47V128H49ZM51 127H53V125H51ZM59 127H60V125H59ZM68 127V126H67ZM89 128H90V126H88ZM128 127V126H127ZM135 127V126H134ZM133 126H132V128H134ZM145 127H147V126H145ZM152 127V126H151ZM156 127V126H155ZM155 127H154V129H155ZM159 127H157V128H159ZM8 128V127H7ZM15 128V127H14ZM19 129H16V130H20L21 128L20 127H18ZM24 128V127H23ZM22 128V129H23ZM61 128H62V126H61ZM70 128H72V127H70ZM75 128V127H74ZM83 128H85V127H83ZM82 128V131L84 130ZM125 128V127H124ZM131 128V129H132ZM156 128V129H157ZM169 128V127H168ZM234 128H236V129H234ZM9 129V128H8ZM7 129V130H8ZM59 129V128H58ZM57 129V130H58ZM78 129V128H77ZM127 129V128H126ZM130 129V130H131ZM135 129H137V127L135 128ZM134 129V130H135ZM139 130H140V128H138ZM143 129H144V127H143ZM148 129V128H147ZM193 129V128H192ZM233 129L235 130V131H239V132H243L244 131V133H245V137L243 136V138L241 139L242 141L241 142H238V141H236V140H232V139H229V138H226V137H230V136H228L229 135V133H230V135L232 136V131H233ZM241 131H240V130ZM10 130V129H9ZM14 130V129H13ZM49 130V129H48ZM52 130V129H51ZM54 130V129H53ZM139 130L137 131V132H139ZM146 130V129H145ZM150 130V129H149ZM152 130V129H151ZM175 130V129H174ZM173 130V131H174ZM22 130H20V134L22 133L21 132ZM24 131V130H23ZM42 131H43V129H42ZM59 131V130H58ZM57 131V132H58ZM70 131H71V129H70ZM132 132H134L133 130H131ZM141 131V130H140ZM143 131V130H142ZM153 131V130H152ZM157 131V130H156ZM160 131H161V129H160ZM165 131V130H164ZM170 131V130H169ZM10 131H8V133H9ZM33 132H34V130H33ZM37 132V131H36ZM49 132V131H48ZM84 132V131H83ZM124 132V131H123ZM144 133H145V131H143ZM146 132H147V130H146ZM163 132V131H162ZM193 132V131H192ZM6 133V132H5ZM46 133V132H45ZM45 133H42V134H44L45 136L48 134H45ZM51 133V132H50ZM70 133V132H69ZM73 133V136H74V132H72ZM71 133V134H72ZM131 133V132H130ZM169 133V132H168ZM174 133V132H173ZM196 133V134H195ZM210 133H214L213 134V136H210V138L209 137H205V135H207V134H210ZM23 134H25V133H23ZM23 134H21V135H23ZM35 134V133H34ZM55 134V133H54ZM62 134H63V132H62ZM119 134V133H118ZM155 134V133H154ZM175 134V133H174ZM189 134V133H188ZM190 134H191V132H190ZM193 134V133H192ZM191 134V135H192ZM194 136H195V139H196V135H197V132H194ZM249 134V135H248ZM6 135L8 136V134L6 133ZM13 134H11V136H12ZM49 135V134H48ZM89 135V134H88ZM136 135V134H135ZM165 135V134H164ZM199 135V134H198ZM197 135V136H198ZM226 135V136H225ZM5 136V135H4ZM39 136V135H38ZM38 136H37V138H38ZM54 136V135H53ZM58 136H59V134H58ZM66 136H67V134H66ZM86 136V135H85ZM90 136V135H89ZM137 136V135H136ZM143 136V135H142ZM163 136V135H162ZM247 136V137H246ZM13 137H14V135H13ZM60 137V136H59ZM62 137H63V135H62ZM68 137V136H67ZM77 137V136H76ZM79 137H81V135L79 136ZM93 137V136H92ZM116 137V136H115ZM127 137V136H126ZM138 137H141V135L140 136H138ZM185 137V136H184ZM183 137V138H184ZM189 137V136H188ZM234 137V136H233ZM4 137L3 136H1L0 137V188L1 187H3V188H6V189H10V190H12L13 188H15V189H18V188H25L24 187V184H25V182H24V177L22 176V174H21V169H20V172H19V168H17L16 167V164L18 163V162H14L15 161V159H11V157L9 156V153H11L12 151V148H11V152H9V151H7L8 149H5V146H4V144H5V142H4V144H3V139ZM11 138V137H10ZM16 139H17V137H15ZM19 138V137H18ZM21 138V137H20ZM29 138V137H28ZM33 138V137H32ZM40 138V137H39ZM44 138V137H43ZM78 138V137H77ZM122 138H123V136H122ZM186 138V137H185ZM190 138V137H189ZM192 138V137H191ZM203 138H205V139H208V141H205V140H203ZM14 139V138H13ZM46 139V138H45ZM70 139V138H69ZM123 139H125V137L123 138ZM130 139V138H129ZM165 139V138H164ZM164 139H162V140H164ZM194 139V140H195ZM22 140V139H21ZM92 140V139H91ZM135 140H136V138H135ZM166 140V139H165ZM191 140V139H190ZM192 140H193V138H192ZM4 141H6V139L4 140ZM55 141V140H54ZM58 141V140H57ZM132 141V140H131ZM185 141H186V139H185ZM199 141V142H198ZM204 141V142H203ZM212 141V142H211ZM42 142V141H41ZM50 142V141H49ZM67 142V141H66ZM105 142V141H104ZM119 142V141H118ZM118 142H116V143H118ZM127 142V141H126ZM141 142V141H140ZM153 142V141H152ZM157 142V141H156ZM174 142H175V140H174ZM173 142V143H174ZM178 142V141H177ZM184 142V141H183ZM187 142H188V140H187ZM187 142L185 143V144H187ZM201 142V143H200ZM208 144H207V143ZM211 142V143H210ZM9 145L11 144V142H9V139H8V142H7ZM7 143L5 144V145H7ZM27 143V140H26V142H25V144ZM79 143V142H78ZM88 143V142H87ZM106 143H108V142H106ZM134 143V142H133ZM144 143V142H143ZM165 143V142H164ZM182 143V142H181ZM14 143H12L11 144V146L13 145ZM46 144H48V143H46ZM81 144V143H80ZM103 144V143H102ZM101 144V145H102ZM115 144V143H114ZM122 144V143H121ZM169 144V143H168ZM179 144H180V141H179ZM212 144V145H211ZM9 145H7V146H9ZM100 145V146H101ZM104 145H105V143H104ZM108 145V144H107ZM119 145V144H118ZM128 145V144H127ZM130 145H132V144H130ZM166 145V144H165ZM177 145V144H176ZM181 145V144H180ZM15 146V144L13 145V147ZM25 146H27V145H25ZM24 146V147H25ZM36 146V145H35ZM42 146V145H41ZM45 146V145H44ZM80 146V145H79ZM84 146V145H83ZM137 146V145H136ZM135 146V147H136ZM169 146V145H168ZM17 147H19V146H17ZM31 147V146H30ZM38 147V146H37ZM46 147V146H45ZM49 147V146H48ZM64 148H67V147H65V146H63ZM72 147V146H71ZM102 147V146H101ZM127 147V146H126ZM135 147H134V149H135ZM140 147V146H139ZM165 147V146H164ZM183 147V146H182ZM53 148H54V146H53ZM63 148V149H64ZM99 148V147H98ZM97 148V150H99ZM105 148V147H104ZM122 148V147H121ZM130 148V147H129ZM175 148H177V147H175ZM25 149V148H24ZM27 149V148H26ZM39 149V148H38ZM47 149V148H46ZM55 149V148H54ZM72 149V148H71ZM78 149V148H77ZM79 149H81V147L79 148ZM109 149V148H108ZM133 148H132V146H131V150H132ZM133 149V150H134ZM164 149V148H163ZM173 149V148H172ZM191 150L193 149V146H192V148H190ZM195 149H197L196 147H194V150ZM32 150H33V148H32ZM48 150V149H47ZM68 150V149H67ZM86 150V149H85ZM107 150V149H106ZM128 150V153H129V150L130 149H127ZM150 150V149H149ZM170 150V149H169ZM176 150V149H175ZM191 150H189L188 149V151H191ZM24 151V150H23ZM22 151V152H23ZM31 151V150H30ZM38 151V150H37ZM40 151V150H39ZM50 151V150H49ZM64 151V150H63ZM101 151V150H100ZM100 151H99V153H100ZM105 151V150H104ZM104 151H102L103 153H105ZM116 151V150H115ZM125 151V150H124ZM170 151H172V150H170ZM8 152V153H7ZM15 152V151H14ZM17 152V151H16ZM29 152V151H28ZM71 152H72V150H71ZM97 152V151H96ZM131 152H133V151H131ZM137 152V151H136ZM135 152V153H136ZM153 152V151H152ZM165 152V151H164ZM174 152V151H173ZM40 153V152H39ZM50 153V152H49ZM65 153H66V149H65ZM106 153H108L107 151H106ZM117 153V152H116ZM120 153V152H119ZM123 153V156L125 155V152H122ZM121 153V154H122ZM138 153V152H137ZM148 153V152H147ZM171 153V152H170ZM176 153V152H175ZM174 153V154H175ZM191 153H192V151H191ZM191 153L189 152V154L191 155ZM47 154V153H46ZM56 154V153H55ZM54 154V156H56ZM78 154V153H77ZM118 154V153H117ZM116 154V156H118ZM126 154H127V151H126ZM153 154V153H152ZM152 154H149L148 153V155H152ZM168 154V153H167ZM166 154V155H167ZM188 154V155H189ZM23 155V154H22ZM36 155H37V153H36ZM67 156H68V153L66 154ZM95 155H96V153H95ZM98 155V154H97ZM100 155H102V154H100ZM128 155V154H127ZM129 155H131V154H129ZM135 155V154H134ZM139 155V154H138ZM190 155H189V157L188 158H190ZM24 156V155H23ZM23 156H22V158H23ZM39 156H41V155H38V158H39ZM63 156V155H62ZM99 156V155H98ZM122 156V155H121ZM169 156V155H168ZM174 156V155H173ZM192 156V155H191ZM42 157V156H41ZM44 157V156H43ZM58 157V156H57ZM71 157V156H70ZM73 157V156H72ZM72 157H71V159H72ZM76 157V156H75ZM101 157V156H100ZM120 157V156H119ZM136 158H138L139 156H135ZM145 157V156H144ZM160 157H162V156H160ZM175 157V156H174ZM178 157V156H177ZM24 158H25V156H24ZM64 158V157H63ZM79 158V157H78ZM78 158H76V159H78ZM104 158V157H103ZM105 158H107V157H105ZM113 158V157H112ZM128 158V157H127ZM131 157H129V159H130ZM140 158V157H139ZM139 158L137 159V160H139ZM142 158V157H141ZM153 158V157H152ZM92 159V158H91ZM95 159V158H94ZM128 159V160H129ZM145 159V158H144ZM149 159H150V157H149ZM164 159V158H163ZM168 159V158H167ZM44 160V159H43ZM75 160V159H74ZM99 160V159H98ZM108 160V159H107ZM113 160V159H112ZM120 160V159H119ZM134 160H135V158H134ZM133 160V161H134ZM137 160H135V161H137ZM142 160V159H141ZM151 160H153V159H151ZM170 160H172V157H171V159ZM174 160H175V158H174ZM190 160V159H189ZM22 161V160H21ZM26 161V160H25ZM28 161V160H27ZM106 161V160H105ZM117 161V160H116ZM156 161V160H155ZM168 161V160H167ZM194 161V160H193ZM196 161V160H195ZM13 162H14V164H13ZM29 162V161H28ZM41 162H42V160H41ZM69 162V161H68ZM90 162V161H89ZM94 162V161H93ZM96 162H97V160H96ZM140 162V161H139ZM165 162V161H164ZM170 162V161H169ZM176 162H178V159L176 160ZM190 162V161H189ZM188 162V163H189ZM16 163V164H15ZM66 163V162H65ZM107 163V162H106ZM105 162H104V164H106ZM130 163V162H129ZM138 163V162H137ZM153 163H155V162H153ZM161 163V162H160ZM162 163H163V161H162ZM171 163V162H170ZM51 164V163H50ZM49 164V165H50ZM94 164V163H93ZM104 164H102V165H104ZM109 164V163H108ZM112 164V163H111ZM115 164V163H114ZM113 164V165H114ZM158 164V163H157ZM190 164V163H189ZM19 165V164H18ZM30 165V164H29ZM37 165H38V162H37ZM48 165V166H49ZM95 165V164H94ZM93 165V166H94ZM99 165V164H98ZM102 165H100V166H102ZM118 165V164H117ZM116 165V167H118ZM121 165V164H120ZM135 165V164H134ZM146 165V164H145ZM150 165H151V163H150ZM149 165V166H150ZM165 165V164H164ZM166 165H168V164H166ZM28 166V165H27ZM31 166V165H30ZM40 166V165H39ZM47 166V165H46ZM45 166V167H46ZM92 166V165H91ZM115 166V165H114ZM136 166V165H135ZM135 166H133V167H135ZM138 166V168H139V165H137ZM24 167V166H23ZM34 167V166H33ZM36 167V166H35ZM44 167V168H45ZM109 167V166H108ZM122 167H124V166H122ZM126 167H127V165H126ZM126 167H124V168H126ZM129 167H132V166H129ZM159 167V166H158ZM188 167V166H187ZM31 168V167H30ZM93 168H95V167H93ZM101 168V167H100ZM99 168V169H100ZM112 168V167H111ZM162 168H164V166L162 167ZM27 169V168H26ZM33 169V168H32ZM42 169V168H41ZM92 169V168H91ZM91 169H89L87 172H89ZM114 169V168H113ZM136 169V168H135ZM232 170V173H231V175H229L228 177L226 176H223L224 174H226L225 172H227V171H229V170ZM27 170H29V171H31L30 169H27ZM95 170V169H94ZM94 170L92 169V171L94 172ZM125 170V169H124ZM127 170H128V168H127ZM147 170H150V169H147ZM96 171V174H97V171L98 170H95ZM100 171H101V169H100ZM116 171H117V169H116ZM118 171H120V170H118ZM24 172V171H23ZM39 172V171H38ZM37 172V173H38ZM123 172V171H122ZM163 172V171H162ZM167 172V171H166ZM32 173H34V172H32ZM67 173H70V172H67ZM90 173H91V171H90ZM89 173V174H90ZM169 173V172H168ZM168 173H167V176H168ZM30 174V173H29ZM34 174H36V173H34ZM39 174V173H38ZM38 174H36V175H38ZM51 174V173H50ZM50 174H49V176H50ZM65 174V173H64ZM64 174H63V176H64ZM70 174H73V173H70ZM70 174H68L69 176H70ZM86 174V176L88 175V173H85ZM128 174V173H127ZM162 174H166V173H162ZM48 175V174H47ZM47 175H45L46 177H47ZM58 175H60V174H58ZM61 175H62V173H61ZM82 175H83V173H82ZM81 175V176H82ZM98 175V174H97ZM107 175H109L108 173H107ZM113 175H116V174H113ZM117 175H119L118 173H117ZM122 175L124 176V173H122ZM122 175L120 174V176H121V178H122ZM142 174H140V176H141ZM148 175H150L149 173H148ZM189 175V174H188ZM53 177H55L54 175H52ZM71 176H73V175H71ZM70 176V177H71ZM89 176V178H90V175H88ZM93 176V175H92ZM103 176V175H102ZM126 176H128V175H126ZM132 176V175H131ZM143 176V175H142ZM34 177V176H33ZM33 177H31V178H33ZM39 177V175L37 176V179H39L38 178ZM51 177V176H50ZM74 177V176H73ZM84 177V176H83ZM97 176H95L94 178H96ZM98 177H100V176H98ZM97 177V179H99ZM119 177V176H118ZM129 177V176H128ZM154 176L152 175V178H153ZM164 177H166V176H164ZM163 177V178H164ZM169 177H170V175H169ZM102 178V177H101ZM108 178V177H107ZM120 178V177H119ZM118 178V179H119ZM120 178V179H121ZM140 178V177H139ZM151 178V177H150ZM157 178V177H156ZM158 178H159V176H158ZM162 178V179H163ZM42 179H44V177L42 178ZM81 179V178H80ZM80 179L78 180V181H80ZM92 179V178H91ZM91 179H89L88 181H91ZM106 179V178H105ZM129 180H130V178H128ZM132 180H133V177L131 178ZM159 179H161V178H159ZM170 179H171V177H170ZM52 180V179H51ZM54 180V179H53ZM52 180V182H55V181H53ZM65 180H66V178H65ZM71 180H72V177H71ZM109 180H111V179H109ZM127 180V179H126ZM128 180V181H129ZM139 180V179H138ZM142 180V179H141ZM147 180V179H146ZM149 180V179H148ZM158 180V179H157ZM36 181H38V180H36ZM40 181V180H39ZM39 181H38V184H42V182H40L39 183ZM57 181H58V178H57ZM84 181V180H83ZM83 181H82V183H83ZM87 181V182H88ZM112 182H114L115 180H111ZM125 181V180H124ZM140 181V180H139ZM162 181V180H161ZM170 181H172V180H170ZM64 182V181H63ZM81 182V181H80ZM103 182H104V180H103ZM107 182V181H106ZM105 182V183H106ZM130 182V181H129ZM129 182H126L125 184H127V183H129ZM133 182H134V180H133ZM145 182H147V181H145ZM149 182H150V180H149ZM148 182V183H149ZM154 182V181H153ZM164 182V181H163ZM44 183V182H43ZM45 183H46V181H45ZM59 183V182H58ZM58 183H57V185H58ZM61 183H62V181H61ZM67 183H68V181H67ZM69 183H70V181H69ZM124 183V182H123ZM122 183V184H123ZM142 183H143V181H142ZM158 183H159V181H158ZM162 183V182H161ZM33 184H36V183H33ZM38 184H36V186L38 185ZM56 184V183H55ZM60 184V183H59ZM77 184H78V182H77ZM81 184V183H80ZM84 184V183H83ZM107 184V183H106ZM105 184V185H106ZM109 184V183H108ZM114 184V183H113ZM130 184V183H129ZM132 184V186L134 185V183H131ZM146 184V183H145ZM151 184H152V180H151ZM166 184V183H165ZM165 184H164V186H165ZM171 184V183H170ZM43 185H45V184H43ZM101 185V184H100ZM99 185V186H100ZM110 185V184H109ZM112 185V184H111ZM115 185L116 184H114V186L113 187H115ZM119 185V184H118ZM128 185V184H127ZM136 185V184H135ZM140 185V184H139ZM143 185V184H142ZM147 185V184H146ZM149 185V184H148ZM163 185V184H162ZM162 185H160V186H162ZM25 186H26V184H25ZM30 186V185H29ZM54 186V185H53ZM64 186H66V185H64ZM69 186V185H68ZM67 186V187H68ZM92 186H93V184H92ZM94 186H95V184H94ZM93 186V187H94ZM101 186H103V185H101ZM112 186H111V188H112ZM120 186V185H119ZM152 186V185H151ZM157 186V185H156ZM163 186V187H164ZM188 186V187H187ZM48 188H40L39 187V185H38V187H33L32 189H33V192L34 193H36L35 191H38V193L40 192V193H46V194H48V193H51L52 195H54L53 193H56V191H60L61 189H59V187L57 188L56 187V185H55V188H49V186H47ZM52 187V186H51ZM108 187V186H107ZM130 187H131V185H130ZM129 187V185H128V188H130ZM139 187V186H138ZM143 187H145V186H142V188ZM162 187V189L160 188H158L159 190L156 192V193H158V192H160V191H162L164 188H166V187H164L163 188ZM27 188V187H26ZM89 188V187H88ZM88 188H76V190L80 193H82L83 195H82V197H80L79 196V198L81 199V198H83L82 200H85L86 199V201H90L91 203L90 204H92V201H99L100 203L102 202L103 203V201H105V199H109V198H111V201H112V203L111 204H113V202H119V200L121 201L123 198L125 199L126 197L125 196H123L125 193H126V189H125V191H123V192H125V193H121V192H119V193H115L116 191H117V188H119V187H117L116 188V191L115 192H109V193H103V191H99L98 192V190L97 191H95V192H93L92 190H90V189H88ZM90 188H91V186H90ZM126 188V187H125ZM141 188V189H142ZM20 189H18V190H20ZM63 189H65V191L67 190L66 189V187L65 188H63ZM93 189V188H92ZM96 189H101V187H99V188H97L96 187ZM104 189V188H103ZM110 189V188H109ZM113 189L114 188H112V191H113ZM136 189V188H135ZM157 189V188H156ZM169 189H170V197H169V195H167V197L166 198H170V200L172 201V202H170V200L169 201H166V206H168V204H169V202L171 203V205H172V203H173V200H176V199H174L173 197H175L173 194H174V192H175V188H167V191L165 190V191H162L163 193L165 192V194L164 195H166L167 194V192L169 191ZM24 190V189H23ZM74 190V189H73ZM107 190V189H106ZM124 190V189H123ZM131 190H133L134 191V186H133V189H131ZM143 190H145V189H143ZM22 191V190H21ZM62 191V190H61ZM105 191V190H104ZM120 191H122V189L120 188ZM136 191V190H135ZM139 191H140V189H139ZM149 191L150 190H148V192H147V194L149 193ZM153 191H155L154 189L152 190V195H150V198H148L149 196L148 195H146V192L144 191L143 193V195H144V197H142V199L143 198H145L146 197V199L148 198V199H150V200H152V196H154L155 194L153 193ZM183 191H182V194H183ZM48 192V193H47ZM136 192H138V191H136ZM161 192V195L162 196H164L163 195V193ZM2 193V192H1ZM8 193H10V192H8ZM7 193V191H6V194L5 195H8V199H10V197L12 196L13 197V195H11V194H8ZM13 193V192H12ZM39 193V194H40ZM64 193V192H63ZM67 193V192H66ZM72 193L73 194H75L74 193V191H72ZM77 193V192H76ZM123 194V195H121V194ZM128 193H130V191L128 192ZM134 193V192H133ZM141 193V192H140ZM140 193H138V194H136L137 196H142ZM131 194V193H130ZM154 194V195H153ZM50 195V194H49ZM76 195V194H75ZM126 196H129V195H127V194H125ZM134 195H135V193H134ZM134 195H133V199H134ZM135 195V196H136ZM158 195V198H156V199H154L155 200V202L156 201H161L160 199L161 198H163L164 199V197H159V193L157 194ZM57 196V195H56ZM1 197V196H0ZM3 197H4V192H3ZM55 197V196H54ZM132 196H130V198H131ZM15 198V197H14ZM14 198H12V199H14ZM29 198H32V197H29ZM129 198V199H130ZM1 199V198H0ZM4 199V198H3ZM7 199V200H8ZM33 199V198H32ZM73 199V198H72ZM132 199V200H133ZM135 199H140V198H135ZM145 199V200H146ZM162 199V200H163ZM173 199V200H172ZM183 199V198H182ZM181 199V200H182ZM6 200V199H5ZM34 200H36V199H34ZM39 200V199H38ZM41 200V199H40ZM79 200V199H78ZM144 200V202H143V200L140 202L141 203V205H144V203H146L145 205L147 206H149V205H152V204H154L155 206H157L158 204H159V201H158V203L157 204H155V202H154V200H153V202H151L150 203V200H148L147 202ZM164 200H166V199H164ZM163 200V201H164ZM1 202H3L2 200H0ZM27 202H28V200H26ZM44 201H46V200H44ZM126 201H128V198H127V200ZM137 201V200H136ZM139 201V200H138ZM162 201V202H163ZM18 201H16V203H17ZM31 201L29 200V202L28 203H30ZM33 202H36V201H33L32 200V203ZM39 202H41V204H42V201H39ZM47 202V201H46ZM54 202V201H53ZM52 202V203H53ZM143 202V203H142ZM175 202V201H174ZM5 203V202H4ZM13 204L14 202H8V204ZM16 203H14L15 205H16ZM28 203L26 204L27 206H28ZM49 204H50V201L48 202ZM51 203V204H52ZM77 203V202H76ZM93 203H95L96 204V202H93ZM128 203H129V201H128ZM128 203H126V205L128 204ZM131 203H133L132 205H133V207H134V202H131ZM130 203V204H131ZM139 203V204H140ZM147 203H149V204H147ZM10 204L9 205H7V206H9L10 207ZM36 204H38V203H36ZM41 204H39V205H41ZM82 204V203H81ZM97 204H99V203H97ZM165 204V203H164ZM175 204V203H174ZM24 205V204H23ZM29 205H31V204H29ZM33 205H35V203H33ZM38 205V206H39ZM46 206H44V207H48L47 206V204H45ZM68 205V204H67ZM72 205V204H71ZM74 205H75V203H74ZM78 206H79V204H77ZM93 205V204H92ZM115 205V204H114ZM141 205H140V207H141ZM154 205H152V206H150L151 207V209H153L154 207ZM1 206L2 205H0V208H1ZM11 206H13V205H11ZM43 206H39V207H42V208H44ZM50 206V205H49ZM69 206H70V204H69ZM77 206V210H79L80 209V213H83V214H85L86 216H87V213H90L91 211H88L87 213H86V211H84L85 209H83L84 207H88V210H89V207H91L90 205H88V204H83L82 205V209H83V211H82V209L80 208L81 206H79L78 207ZM96 206V205H95ZM104 206V205H103ZM119 206H121V205H119ZM127 206H129V204L127 205ZM126 206V207H127ZM160 206H163V204L161 203V205L159 204L158 206H157V208H159V211H160ZM3 207H4V205H3ZM6 207V206H5ZM17 207H19V205L17 204ZM117 208H118V206H116ZM132 207V208H133ZM138 208H139V210H140V207L139 206H137ZM164 207V206H163ZM170 207V206H169ZM169 207H164V209L166 210H168V212H169V210L170 209H172L173 207H171V208H169ZM11 208V207H10ZM21 208H22V210H21V212H22V218L25 216V215H27L28 214V212H27V210H26V208L27 207H23V206H21ZM72 208H73V206H72ZM71 207H69V208H64V209H66V210H64L62 207H61V209H60V207H59V210H57L58 211V213H57V215L59 216V214L64 210V214L65 215H68L67 214V212L66 211H68L69 209L71 210L72 209ZM92 208V207H91ZM120 208V207H119ZM124 208V207H123ZM129 208V207H128ZM131 208V209H132ZM3 209V208H2ZM5 209H8V208H5ZM23 209L24 210H26V214L24 215V213L23 212H25V211H23ZM32 209V208H31ZM98 209V208H97ZM135 209H137V208H135ZM151 209H149L150 211H151ZM155 209V208H154ZM153 209V210H154ZM42 210V209H41ZM40 210V212H42ZM62 210V211H61ZM73 210V209H72ZM90 210H92V209H90ZM101 210V209H100ZM110 210V209H109ZM132 210H134V209H132ZM131 210V211H132ZM147 210V209H146ZM162 210H163V208H162ZM7 211H10V210H7ZM12 211H13V209H12ZM16 211V210H15ZM36 211V210H35ZM38 211V210H37ZM56 211V212H57ZM75 211H76V206H75ZM93 211V210H92ZM97 211V210H96ZM96 211H93V212H96ZM103 211V210H102ZM102 211H101V213H102ZM106 210H104V214L106 213H108V211H106ZM112 211V210H111ZM119 210L117 209V211H112L111 213H110V211H109V213L111 214V216L114 214V216H116L115 215V212H116V214L117 213H119V214H121L122 213V211L121 212H118ZM136 211V210H135ZM6 212V211H5ZM5 212H4V215H5ZM60 212V213H59ZM78 212V211H77ZM76 212V213H77ZM114 212V213H113ZM124 212V211H123ZM130 212V211H129ZM155 212V211H154ZM157 212V211H156ZM161 212H163V211H161ZM167 212V214H169ZM17 213H19V211L17 212ZM31 213V212H30ZM71 213H73L72 215H74V212H71ZM71 213L69 212V214L71 215ZM75 213V214H76ZM138 213V212H137ZM163 213H166V212H163ZM0 214L2 215V213L0 212ZM33 214V212L31 213V215ZM42 214V213H41ZM93 214V213H92ZM99 214H100V212L99 213H97V214H93L94 215V217H99ZM103 214V215H104ZM109 214V215H110ZM158 214V213H157ZM181 214V213H180ZM0 215V216H1ZM3 215V216H4ZM20 215V214H19ZM18 215V216H19ZM35 215V214H34ZM33 215V216H34ZM37 215H40V214H38L37 213ZM37 215H35V216H37ZM71 215V216H72ZM84 215V216H85ZM91 215V214H90ZM90 215H89V217L87 216H85L86 218V221H84L83 220V218H84V216L83 217H81L82 216V214H80V219L81 220H83V222L82 223H86L87 224V221H88V224L89 225H92V224H90V219H87V218H90ZM101 215V214H100ZM160 215H161V213H160ZM7 216V215H6ZM29 216V215H28ZM32 216V217H33ZM61 216V215H60ZM79 216V213H77V216H73V218L75 219V218H77ZM108 216V215H107ZM120 217H121V215H119ZM123 216V218H124V216L125 217H128L127 216V214L125 215V212H124V215H122ZM137 216V215H136ZM135 216V217H136ZM188 216V215H187ZM15 217H16V215H15ZM31 217V216H30ZM32 217H31V219H32ZM48 217H50L49 215H48ZM47 217V218H48ZM52 218L54 217V216H51ZM50 217V218H51ZM93 216H91V218L93 219V221L95 220V219H97V218H94ZM102 217V216H101ZM110 217V216H109ZM186 217V216H185ZM4 218V217H3ZM8 218V217H7ZM17 218V217H16ZM25 218V217H24ZM39 218H41L40 216H38L37 217V219H39ZM46 218V219H47ZM56 218H59L60 219V217H54V219L56 220ZM62 218H64V222L63 221H61V220H59L60 221V223H64V224H66L65 223V217H62ZM61 218V219H62ZM122 218V219H123ZM141 218V217H140ZM140 218H138L139 220H136V219H134L135 221H133V219H132V221L134 222V223H138V221H141L140 220ZM35 219V218H34ZM45 219V220H46ZM78 219V218H77ZM101 219V218H100ZM103 219H104V216H103V218H102V221H103ZM105 219H107L106 217H105ZM122 219H120V218H117L116 220H122ZM146 219V218H145ZM16 220H18V219H16ZM16 220H15V222H16ZM20 220V219H19ZM27 220V219H26ZM30 220V219H29ZM29 220H27V221H29ZM49 220V219H48ZM50 220H52V219H50ZM50 220L49 221H45V226L44 227H46V226H48V224H49V226L48 227H55V225L56 224H54V225H52V223L50 222ZM54 220V221H55ZM67 220V219H66ZM76 220V219H75ZM75 220H73V221H75ZM113 220V219H112ZM111 220V221H112ZM116 220H114V221H116ZM124 220H125V218H124ZM21 221H23V220H21ZM35 222L36 221H38V220H34ZM33 221V222H34ZM53 221V220H52ZM53 221V222H54ZM59 221H57L56 220V223L58 222L59 223ZM69 221V220H68ZM68 221H66V222H68ZM72 220L70 221V222H73ZM78 221V220H77ZM77 221H75L73 224V226H75V223L77 222ZM96 221V220H95ZM97 221H101V220H97ZM105 221V220H104ZM108 220H106L104 223H106ZM109 221H110V219H109ZM123 221V220H122ZM122 221H121V223H122ZM130 221L131 220H129L128 222H126V223H124L123 225H121V226H124V227H118V225H116V223L115 224H112V228L114 227V226H116L115 228H121L120 230L122 231L123 230V228H125V225H126V227H127V224L129 225L130 224ZM147 221V219L144 221V222H146ZM150 221L151 220H149V223H150ZM24 222V221H23ZM23 222H22V224H23ZM47 222V223H46ZM49 222V223H48ZM70 222H68L67 224L70 226H68L69 227V229H68V227L66 228V229H68L67 230V232H70L69 230H70V228H73V226L70 224ZM92 222V221H91ZM125 222V221H124ZM133 222H131V224H133ZM144 222H142V224L144 223ZM20 222H18V224H19ZM25 223H26V221H25ZM31 223V222H30ZM81 223V226H79V227H82V224ZM93 223V222H92ZM95 223V222H94ZM99 223V222H98ZM101 223V222H100ZM111 223V222H110ZM120 222H119V224H121ZM211 223V222H210ZM12 224V223H11ZM33 224V223H32ZM37 224V223H36ZM50 224L52 225V226H50ZM63 224V225H64ZM66 224V225H67ZM85 224V225H86ZM109 224V223H108ZM118 224V223H117ZM139 224L140 225H142L140 222H139ZM139 224H134L133 225V228H134V226L135 227H137V226H139V227H137V229L136 230H138L140 227H142V226H140ZM145 225H147L146 223H144ZM152 224H154V223H152ZM152 224H148L147 226H148V228H150V226H151V228L154 226H152ZM177 224H179V223H177ZM220 224V225H221ZM0 225H1V222H0ZM12 225H14V224H12ZM17 225V224H16ZM28 225H30L29 224V222H28ZM39 225V224H38ZM43 225H44V222H43ZM43 225L38 229V230H41L40 232L38 231H36V232H30V233H32V234H36V235H38L37 236V239H38V237L41 235L40 233H47V234H45L46 236H48V234L50 233V228H45L46 230H44V228H43ZM62 225V226H63ZM78 225H80V224H78ZM99 225V224H98ZM98 225H95V227H97ZM150 225V226H149ZM172 225V224H171ZM175 225H176V223H175ZM174 224L172 225V230L171 231H173L174 233H175V231H176V229L175 228H182V229H186V227L187 228H189L190 226L189 225H184V226H186V227H182V226H178L177 227V225H176V227L174 228V226H175ZM181 225V224H180ZM219 225V226H220ZM22 226H24L25 227V224H23ZM21 226V227H22ZM27 226V225H26ZM58 226H60V225H58ZM62 226H60L61 228H62ZM72 226V227H71ZM84 226V225H83ZM88 226V225H87ZM103 226V224L102 225H100V227H102ZM130 226V225H129ZM144 226V225H143ZM146 226V227H147ZM32 227H34V226H32ZM78 227V226H77ZM76 228L77 230L79 229V231H80V228ZM86 227V226H85ZM89 227H91V226H89ZM108 227V226H107ZM145 227V226H144ZM192 227V226H191ZM23 228V227H22ZM27 228H29V229H26L25 228V232H28L30 229H31V231H32V228H31V226L30 227H27ZM55 228H58V227H55ZM60 228V229H61ZM64 228V227H63ZM87 228V227H86ZM86 228H84L85 230L84 231H86L87 229ZM92 228H94L93 226H92ZM92 228H88L89 230L91 229L92 230ZM98 228H99V226H98ZM104 228H106V227H104ZM109 228H111V226L109 225ZM130 228H131V230H135V228L133 229L131 226H130ZM174 228V229H173ZM193 228V227H192ZM42 229L44 230L43 232H42ZM59 229V228H58ZM66 229H64V230H66ZM96 229V228H95ZM103 229V228H102ZM101 229V230H102ZM141 229H143V228H141ZM141 229H140V231H141ZM171 229V227H169V229H167V231H169ZM190 229V228H189ZM189 229H187V230H189ZM195 229V228H194ZM227 229H224V230H227ZM19 230H21L20 228H19ZM23 230H24V228H23ZM23 230H21V231H23ZM48 230V231H47ZM54 230V229H53ZM72 230V229H71ZM90 230V231H91ZM94 230V229H93ZM97 230V229H96ZM99 230H100V228L97 230L98 231V233H100V232H102L101 230H100V232H99ZM107 230H109V229H107ZM113 230H115L114 228H113ZM113 230H112V234H113ZM129 230V229H128ZM148 230V229H147ZM147 230H144L145 232L147 231ZM151 230V229H150ZM178 230V229H177ZM181 230V229H180ZM230 230V229H229ZM230 230V231H231ZM5 232H7L6 230H4ZM8 231H10L9 229H8ZM14 231V230H13ZM55 231L56 230H54L52 233L54 234L55 233ZM58 231V230H57ZM75 231V230H74ZM83 231V230H82ZM95 231V230H94ZM97 231L95 232V233H97ZM115 231H117V230H115ZM114 231V232H115ZM125 231V230H124ZM171 231H169V233L170 234H172L171 233ZM184 231H186V230H184ZM194 231V230H193ZM212 231V230H211ZM211 231H210V233H211ZM215 231V230H214ZM221 231V230H220ZM248 231H252L251 233H249ZM20 232V231H19ZM18 232V233H19ZM24 232V231H23ZM59 232V231H58ZM64 232V231H63ZM75 232H77V231H75ZM75 232H72L73 234H75ZM104 232H105V230H104ZM131 231L129 230V233H130ZM134 232V234H135V231H133ZM143 232V231H142ZM180 232V231H179ZM182 232V231H181ZM190 232H192V229L190 230ZM190 232H188V231H186V233H185V235L186 236H189L188 235V233H190ZM195 232V231H194ZM197 232V231H196ZM199 232V231H198ZM202 232V231H201ZM206 232H207V230H206ZM205 231L204 232H202V234L204 233V235H205V233H206ZM216 232H219V231H215V232H213L212 231V234L214 235V237H217V235L216 234H218V237L217 238H219L221 235H223V236H228V233L227 232H225L224 233V231H221V232H223V233H216ZM238 232V231H237ZM12 233V232H11ZM10 233V234H11ZM15 233V232H14ZM17 233V232H16ZM44 233L42 234V235H44ZM50 234L49 235V237L51 236V235H53V234ZM90 233V232H89ZM106 233V232H105ZM120 234H121V232H119ZM118 233V234H119ZM138 233V232H137ZM141 233V232H140ZM209 233V232H208ZM254 233H257V232H254ZM7 234H8V232H7ZM13 234V233H12ZM62 234V233H61ZM68 233H66L65 232V235H61L62 237H65L66 235H67ZM85 234V233H84ZM91 234V233H90ZM103 234V233H102ZM116 234V233H115ZM132 234V233H131ZM145 234V233H144ZM166 234H168V232L167 233H165V235ZM177 233H175V235H176ZM192 234L194 235V233L192 232ZM221 234V235H220ZM231 234V233H230ZM232 234H234L233 232H232ZM235 234H236V232H235ZM260 234V233H259ZM263 234V233H262ZM25 235V234H24ZM57 236H59V234H56ZM55 235V236H56ZM78 235V234H77ZM80 235V234H79ZM83 235V234H82ZM97 235V234H96ZM101 235V234H100ZM198 235V234H197ZM197 235H196V240H195V236H194V238H193V243H192V241H188L190 244L192 243V244H195V243H198L197 242V240L198 239H200L202 236H201V234L199 233V237L200 238H198L197 237ZM220 235V236H219ZM248 235V236H247ZM5 236V235H4ZM4 236H3V238H4ZM12 236V235H11ZM26 236V235H25ZM72 236V235H71ZM81 236V235H80ZM86 236V235H85ZM84 236V237H85ZM95 236V235H94ZM103 236V235H102ZM177 236H179V235H177ZM177 236H173V237H177ZM182 236V235H181ZM21 237H23V236H21ZM30 237V236H29ZM33 237V236H32ZM111 237V239H112V235L110 236ZM124 237V236H123ZM166 237H167V235H166ZM170 238H171V236H169ZM183 237V236H182ZM192 237V236H191ZM222 237V236H221ZM221 237L218 239V242H220L219 240L221 239ZM230 237V236H229ZM228 237V238H229ZM233 237H234V235H232V237H230L229 239H227V241H229L230 239H232L233 240ZM5 238H6V236H5ZM8 238V237H7ZM17 238V240L20 238H18V237H16ZM16 238L14 239V240H16ZM35 238V237H34ZM40 238V237H39ZM41 238H45V236L44 237H41ZM67 239H69V240H71L70 239V237H68V235H67V237H66ZM80 238V237H79ZM86 238H89L88 236H86ZM95 238H96V236H95ZM122 238V237H121ZM178 238V237H177ZM176 238V239H177ZM180 238V237H179ZM190 238V237H189ZM252 238H254V237H252ZM36 238L35 239H33V240H37ZM53 239H54V237H53ZM63 239V238H62ZM74 239H76L77 240V238H75L74 237ZM73 239V240H74ZM84 239V238H83ZM90 239H92V238H90ZM90 239H88V240H90ZM103 239V238H102ZM110 239V240H111ZM114 239V238H113ZM127 239H129V238H127ZM131 239V238H130ZM129 239V240H130ZM132 239H134V238H132ZM175 239V238H174ZM181 239L182 238H180V239H177V240H179L180 242H182L183 243V241H181ZM184 239V238H183ZM188 240V238L186 237L184 240L185 241H187ZM192 239V238H191ZM203 239V238H202ZM208 239V241L207 242H209V238H206V240ZM225 239V238H224ZM224 239H221V241H223ZM225 239V240H226ZM7 240V239H6ZM6 240H4V241H6ZM23 240V239H22ZM25 240V239H24ZM22 241V242H20L21 244L23 243V242H25V241ZM40 240V239H39ZM39 240H37V241H39ZM56 240V239H55ZM85 240H87V239H85ZM93 240V239H92ZM124 240V239H123ZM136 240V239H135ZM138 240V239H137ZM169 240V239H168ZM196 242H195V241ZM205 239H203V241L205 242L206 241ZM225 240L223 241V242H225ZM246 240V239H245ZM261 240V239H260ZM260 240H258L259 241V243H261L260 242ZM41 241V240H40ZM48 241V240H47ZM47 241H46V238H45V240L42 242V243H47ZM53 240L51 239V242H52ZM58 241H60V240H58ZM80 243V245H79V243ZM77 241H74V242H77L78 243V245L76 246L75 245V243L74 244H72L74 247H78V249H75V250H79V247L81 248L82 246H86L87 244V242H85L84 240H82V241H80V239H78ZM84 241V244L82 245L81 243ZM115 241H117V239L115 240ZM163 241V240H162ZM170 241H172V240H170ZM200 241V240H199ZM203 241H201L200 242V244L201 243H203ZM212 241H214L213 239H212ZM247 241V240H246ZM258 241H257V243H258ZM11 242V241H10ZM53 242H55V241H53ZM61 242V241H60ZM59 242V243H60ZM101 242V241H100ZM103 242H106L105 240L103 241ZM110 242V241H109ZM131 241H129V243H130ZM161 242V241H160ZM174 242H177V241H174ZM207 242L206 243H204V244H206L207 245ZM215 242V241H214ZM212 243L211 242V244H214V246H215V243ZM233 242V241H232ZM253 242V241H252ZM19 243V242H18ZM19 243V244H20ZM29 243V242H28ZM34 243V242H33ZM66 243H67V241H66ZM110 243H112V242H110ZM132 243V242H131ZM157 243V242H156ZM159 243V242H158ZM220 243H222V242H220ZM228 243V242H227ZM236 243L237 242H235L234 241V243H233V247L236 245ZM256 243V244H257ZM38 245H39V243H37ZM47 244H49V242L47 243ZM51 244V243H50ZM60 244H63L64 245V241H63V243L61 242ZM101 244V247L104 245H102V243H100ZM199 244V243H198ZM211 244L209 243L208 244V246H211ZM225 244V243H224ZM252 244V246L254 247L256 244H254V243H251ZM250 244V245H251ZM18 245V244H17ZM37 245V246H38ZM54 245V244H53ZM58 245V244H57ZM68 245H70L69 243H68ZM97 246L99 245L98 243L96 244ZM96 245H95V247H96ZM131 245V244H130ZM159 245H160V243H159ZM161 245H163V247L161 246V247H158L159 249L161 248H164L165 247V245H164V243L162 244L161 243ZM173 245V244H172ZM187 245V244H186ZM196 245V244H195ZM222 246H223V248H224V245H223V243L221 244ZM226 245V244H225ZM229 245V249L230 248H232V247H230V245L232 246V244H227L226 246H228ZM238 245V244H237ZM236 245V246H237ZM6 246V245H5ZM19 246V245H18ZM66 246V245H65ZM73 246H69V247H73ZM108 246V245H107ZM110 246V245H109ZM157 246V245H156ZM180 246V245H179ZM193 246V245H192ZM199 245H197L196 247H198ZM235 246V247H236ZM256 246H259V245H256ZM255 246V249L254 250H256V247ZM7 247V246H6ZM15 247V246H14ZM21 247V246H20ZM55 247V246H54ZM86 247H88V246H86ZM86 247H84V248H86ZM94 247V248H95ZM174 247H176V245H174L173 246V248ZM183 247V246H182ZM234 247V248H235ZM259 247H261V245L259 246ZM258 247V248H259ZM264 247V246H263ZM16 248H18V247H16ZM28 248H30V246L28 247ZM46 248H48L47 246H46ZM52 248V247H51ZM61 248V249H60ZM58 247V249H60V250H62V247ZM91 248H93V247H91ZM90 248V249H91ZM166 248V247H165ZM168 248H169V246H168ZM180 248V247H179ZM178 247H177V251H178V249H179ZM188 248H191V247H187V249H186V247H184V249L187 251L188 250ZM201 248H203V250H205L204 249V247H201ZM222 248V249H223ZM10 249V248H9ZM9 249H8V251H9ZM67 249H69L70 250V248H67ZM83 249V248H82ZM87 249H89V248H87ZM96 249L97 250H99V248H97L96 247ZM96 249H95V251H96ZM152 249V248H151ZM156 249V248H155ZM158 249V250H159ZM160 249V250H161ZM198 249H200V246L198 247ZM219 249V248H218ZM228 249V250H229ZM259 249H261V248H259ZM259 249H258V251H259ZM14 251L15 250H17V249H13ZM23 250H25V249H23ZM22 250V251H23ZM48 250H50V253L51 252H53L51 249H50V247H49V249ZM69 250H67V252L68 253H65V254H67V255H69ZM94 249H92L91 251H93ZM102 250V249H101ZM107 250V249H106ZM112 250V249H111ZM150 250V249H149ZM157 250V251H158ZM164 250V249H163ZM170 250V249H169ZM171 250H173V249H171ZM171 250H170V252H171ZM176 249H174V251H175ZM181 250H182V248H181ZM207 250V249H206ZM206 250H205V253H207L205 256L207 257V256H209L208 258H210V255L211 254H209L208 255V250H207V252H206ZM217 250V249H216ZM220 250V249H219ZM232 250V249H231ZM249 250V249H248ZM30 251H33V248L30 250ZM37 251V250H36ZM65 251V250H64ZM80 251V250H79ZM83 252H84V250H82ZM88 251H90V250H88ZM88 251L86 250V252L87 253H81V254H90L91 253V251L88 253ZM95 251H93L92 252V254L95 252ZM103 251V250H102ZM102 251H101V253H102ZM108 251V250H107ZM157 251L155 250V252L157 253ZM164 251H166V254L168 253L167 251V248H166V250H164ZM192 251V250H191ZM193 251H196L197 253H198V251H197V249L195 250H193ZM192 251V252H193ZM7 252V251H6ZM10 252V251H9ZM34 252H35V250H34ZM97 252H99V251H97ZM106 252V251H105ZM105 252L103 253L104 255H108V254H105ZM152 252V253H151ZM150 253H149V251H148V254H150V255H147L148 257H147V259H145L146 258V256H144V259H142L143 260V262H145L146 260L148 261V259H149V257H150V259L152 260V255L151 254H153V251H151ZM176 252V251H175ZM183 252V251H182ZM192 252L190 253L189 252V254H192ZM196 252H194V253H196ZM201 252H203V251H201ZM200 252V253H201ZM214 252V251H213ZM212 252V253H213ZM251 252V251H250ZM5 253V252H4ZM8 253V252H7ZM47 253V252H46ZM49 253V252H48ZM47 253V254H48ZM54 253V252H53ZM71 253H73V251L71 252ZM70 253V254H71ZM100 253V254H101ZM107 253V252H106ZM141 253H143L141 256V258H143V255H145V254H147V252L145 253V252H141ZM153 254V255H157V254ZM164 253L165 252H162V257H163V255H164ZM214 253H216V251L214 252ZM252 254H253V252H251ZM250 253V254H251ZM45 254V253H44ZM183 254V253H182ZM181 254V255H182ZM199 254V253H198ZM7 255V254H6ZM8 255H9V253H8ZM46 255V254H45ZM51 255V254H50ZM55 255V254H54ZM61 255V254H60ZM67 255H64V256H62V257H64L65 258V256H67ZM71 255H73V254H71ZM76 254H75V251H74V255L73 256H75ZM80 255V254H79ZM78 255V256H79ZM94 255V254H93ZM95 255H96V252H95ZM99 255V254H98ZM102 255V254H101ZM104 255H102V256H104ZM158 255H159V253H158ZM157 255V256H158ZM193 256L195 255V254H192ZM197 255V254H196ZM195 255V256H196ZM201 255V254H200ZM202 255H204V254H202ZM201 255V256H202ZM214 255V254H213ZM212 255V256H213ZM3 257H4V254L2 255ZM15 256V255H14ZM14 256H13V258H14ZM23 256V255H22ZM34 256H36V255H34ZM39 256V255H38ZM80 256H82V255H80ZM79 256V257H80ZM84 256V255H83ZM86 256V255H85ZM97 256V255H96ZM201 256H199V258L201 257ZM250 256V255H249ZM9 257H12V256H9ZM17 256H15V258H16ZM72 257V256H71ZM100 257V256H99ZM105 257V256H104ZM166 257V256H165ZM168 257V256H167ZM166 257V258H167ZM203 258H204V256H202ZM4 258H6V257H4ZM12 258V259H13ZM23 258V257H22ZM27 258V257H26ZM28 258H29V256H28ZM44 258V257H43ZM57 258V257H56ZM67 258H69V257H67ZM86 258V257H85ZM96 258V257H95ZM160 258V257H159ZM165 258V259H166ZM170 258V257H169ZM168 258V259H169ZM185 258V257H184ZM194 258V257H193ZM193 258L191 259V260H193ZM9 259V258H8ZM37 259V258H36ZM62 259V258H61ZM77 259H79V258H77ZM77 259H75V260H77ZM91 259V258H90ZM102 259V258H101ZM168 259H167V261H168ZM189 259V258H188ZM188 259H186L185 261L183 260V263L182 264H186V262H187V260ZM196 260H197V256H196V258H195ZM207 258H205V260H206ZM33 260V259H32ZM35 260V259H34ZM50 260V259H49ZM80 260V259H79ZM94 260V259H93ZM103 260V259H102ZM107 259H106V257H105V259L103 260V261H106ZM145 260V261H144ZM149 261V262H145V264H149V263H152L153 261ZM163 260V259H162ZM161 259L159 260V261H162ZM190 260V261H191ZM196 260H193L194 262H197ZM201 260V259H200ZM200 260H198V262H201L202 263V261H200ZM205 260H203V261H205ZM208 260V259H207ZM207 260H206V262H207ZM210 260V259H209ZM38 261H39V259H38ZM40 261H42V260H40ZM48 261V260H47ZM84 261V260H83ZM82 261V262H83ZM102 261V262H103ZM156 261L158 262V260H155L154 259V262H155V264H156ZM171 261V260H170ZM174 261V260H173ZM235 261V260H234ZM8 262V261H7ZM12 262H14V261H12ZM17 262V261H16ZM28 262V261H27ZM31 262V261H30ZM87 262H88V260H87ZM90 260H89V264H90ZM94 262V261H93ZM99 262V261H98ZM133 262H134V260H133ZM133 262H132V264H133ZM182 262V261H181ZM188 262H189V260H188ZM194 262L193 263H191V264H194ZM206 262H203V263H206ZM243 262H245V261H243ZM24 263V262H23ZM52 263V262H51ZM53 263H54V261H53ZM61 263H62V261H61ZM136 263H140V264H142V262H140L139 260H137L136 261ZM158 263H160V262H158ZM162 263V262H161ZM165 263H168V262H165ZM171 263V262H170ZM170 263H168V264H170ZM175 263V262H174ZM234 263V262H233ZM246 263V262H245ZM3 264V263H2ZM10 264V263H9ZM29 264V263H28ZM36 264V263H35ZM38 264V263H37ZM63 264V263H62ZM69 264V263H68ZM83 264V263H82ZM94 264V263H93ZM173 264V263H172ZM188 264H190V263H188ZM244 264V263H243ZM255 264V263H254Z\"/></svg>",
    "mask_w": 264,
    "mask_h": 264
}]
</instances>
